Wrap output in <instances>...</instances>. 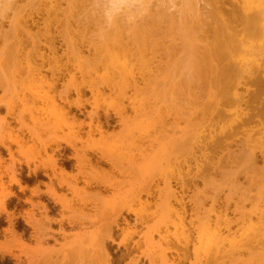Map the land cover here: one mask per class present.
Segmentation results:
<instances>
[{"label": "bare ground", "instance_id": "obj_1", "mask_svg": "<svg viewBox=\"0 0 264 264\" xmlns=\"http://www.w3.org/2000/svg\"><path fill=\"white\" fill-rule=\"evenodd\" d=\"M17 1L18 0H0V10H1V8H6V9H4L5 11L6 10H9L10 8H12V7H14L13 8V10H15L17 7L18 8H21V6L19 7V4L17 3ZM21 1V0H20ZM25 1V0H24ZM39 1H41V0H38V2L37 3H39ZM56 1V0H55ZM55 1H54V3H55ZM66 2H67V0H65ZM73 1V0H72ZM72 1H70L71 3H72ZM90 2H91V0H89ZM184 2V5H182L183 7L181 8V9H177V4L175 3V0H141V4H142V7H143V13L145 14H142V15H144L143 16V18H142V23H140L139 24V26H136V24L134 25V23H135V21H133V24H132V26H130L129 25V23H128V21L126 20V19H124V18H121V19H119V20H117V21H115L110 27H108V28H104V29H102V27H104L103 26V24H104V22H103V18H101V16L100 15H98V16H100L99 18H97V23L98 24H100L99 26H101V24H102V27L100 28V30L102 29V30H104V32L102 31H100V34H98L99 35V38L101 39H99V42L100 41H102V43H104V44H101V42H100V44H99V42H98V44L100 45H96L95 44V42H94V40L92 39H90V40H88V41H90V43H92L91 44V46L94 48V44L97 46H95V49L96 48H98V46H99V48L102 46L103 47V45H104V48H107V47H109L111 44V40H114V41H112V43H113V45H111L112 46V48H113V46H117L118 47V44L116 45V43H115V40H117L116 42H118L119 40L118 39H120V41H122V40H126L125 39V35H126V38L127 39H129L131 42H133V44H135V47L133 46V47H130V50H131V48H133V51L134 52H132V51H127V53L129 52L130 54L129 55H131V52L132 53H134V55L136 56L137 54L140 56V58L142 59V64H139L140 66L138 67L139 69L140 68H142V66H143V64H149V62L151 61V62H154L153 61V58H155V60L157 61L158 60V62H159V64H157L158 66H160V62H162V61H159L160 59H162L161 57L163 56H159L160 58L159 59H156V57L155 56H157V55H155V53L157 54V50H156V52H155V50L153 51V52H155L154 54H152V56L153 55H155L153 58H151V52H150V57L149 58H151L152 60H150L149 59V62H148V60H147V58L145 59V57L146 56H144V54L146 55V52L143 54V49L144 48H146V45L148 44V41L151 39V36L149 37L148 35H146L148 32L150 33V29L147 27H144L143 25H145L146 23H145V18H147V17H149L148 16V14H151V11H155L156 12V18H155V16L154 15H152V16H154V18L157 20V19H161L162 20V17L164 18V16H165V18H167L165 21H166V23H167V25H170L169 26V29L168 30H170V28L171 29H176V32H177V30H178V32L180 33V37H181V39L182 38H184L185 36H186V38H188L189 40L191 39V38H193L195 41H197V42H200V43H204L203 44V46L204 47H202V48H200V49H198L199 47H200V45H199V47L197 48V50H201V51H199L198 53H195L196 51H195V49H196V47L198 46V44H195L194 43V41H193V39H192V41L190 40V42L188 43L189 45H186L185 44V41H183V43H182V41H181V43H182V45L181 46H183V47H181L179 44H178V42H177V44L179 45V47H180V49L182 48L183 49V63L182 64H180V65H178V66H180L179 68H178V66H176V64H175V69H179L178 71V73H177V71H176V74L175 75H181V73L183 72V71H185V69H186V71L187 70H189L188 72H186L185 71V73H183V74H185V75H181V77L183 76V78H184V76H186V74L188 73V75H187V77L188 78H190L189 77V72H190V74H195L194 76L196 77V73L198 74V77H202L203 79H205L206 77L207 78H209V84H207L206 86H205V88H207L206 89V91H205V88H201L200 87V91H201V93L203 92V94H204V91H205V93H207L208 94V97H209V99L211 100V113L209 114V107H208V102L206 103V107H208V110L207 109H205V107H204V109H203V112L204 113H206L205 111L207 110L208 112L206 113V114H208V115H206V114H204L203 112V114L204 115H206V118H205V120H204V116H203V114L200 112V111H198V112H200L199 113V115L200 116H198V120H199V117H201L202 116V118L200 119L201 121H202V124H203V122L205 121V123H206V125L207 124H209V123H213V125H215L216 123H218V121H221L223 118H225V113H230V110H228L227 108L228 107H232L234 110H233V113H234V119L232 120V122L230 123V124H228L227 126H220V125H218V127H221V131H220V133H219V135L216 137V138H214V136H215V133H213V136H211V139H208L207 140V138L206 139H204V140H206V141H208L207 143H205L204 145H203V140H199V139H201L200 138V135H198L197 133L195 134V133H193V134H186L185 132L183 133L184 135H182V136H180L179 138H173V136H172V133H174V132H172L174 129H175V126H177L178 125V120H177V118L179 117V116H176V115H174L173 116V113L175 112H177V110L181 113V115H182V113L184 112V110H183V112H181V110H182V108L183 107H185V106H182L181 108H179V109H175L174 110V112L173 113H171V111L173 110L172 108H170L173 104L171 103V106L169 105V101H170V99H171V97H170V93H172V94H174V90L175 89H173V90H171V88H169V89H167V87H168V84L170 85V83L172 82V80L176 77H174V78H172L171 77V75L172 74H174L175 72V69L173 70V69H169L168 67H170V65H172L171 63L174 61V59L176 58V56H178V54L180 53V51L178 50V54H176V56H174L175 54V52L172 50V49H168V47L166 48V46L165 45H167V44H165V43H159V46L161 47L162 46V48L165 46V51H162V50H160V53L161 52H165V53H169V52H167V51H169V50H171V51H173V57H174V59H173V61L171 60V62L170 61H168L169 62V66H167L166 65V63H167V61H165V63L164 62H162V63H164L163 65L164 66H162L161 68H165V66H167L166 67V69H162V70H160L159 69V71H164L165 72V74H163L162 75V78L160 79L161 80V82L159 83L158 81H157V87L155 86L156 85V83H154V82H156V80L157 79H159L158 77H160L159 76V74H157L156 76L157 77H155V76H153V74L154 73H158L157 72V70H156V68H155V72L152 74V76L153 77H155V80L152 82V80L154 79L153 77H151L152 78V80H151V82H147V79H149L150 77H149V74H151V72L149 73V69H147L148 70V72H146V73H149L148 74V76H145V77H147V78H144L143 76L144 75H142V77H139L138 75H139V73L137 72V76L139 77V79H141V82H142V84H144V86H141L140 85V82L138 81V77L136 76V73H135V68L131 65L130 67L128 66V63L130 62H127V65H124V63H122L121 61H120V65H122L120 68L119 67H108V69H107V71L109 70V68L111 69V70H113L112 72L113 73H115V69H117V76L118 77H114L117 81H118V78H119V81L118 82H120V84L119 85H116V83H115V79L114 78H111V79H113V81L112 82H114L115 83V85H113V83L111 82V81H109V83L111 82L112 83V85L111 84H109L108 85V89L111 91V92H117L118 94H120L122 97L124 96V97H126L127 95V92H133V94H135L136 96H137V98H138V94L137 93H139L140 95H142V99H140V104L138 105L139 107H136L135 106V104H137L136 102H135V100L133 101H130V99H126L128 102H131V106H132V109L135 111V116H134V118H133V121L134 122H136V120H137V118H138V116H141L142 114V116L145 118V116H144V114H145V110L147 109H145V105L146 104H144V100H148V99H150V98H148L149 97V95L148 94H150V92L152 93H154L155 92V94L157 95V94H159V99H161L162 101H163V99L162 98H164V97H162V96H164V95H161V93L162 94H164L165 93V95L166 96H168L167 98H169L170 97V99H168L169 101V103H166V102H162L161 100V102H160V104H162L163 106H164V104H165V107H168V105L170 106V107H168V110L165 112V110H164V112H165V114H163L162 113V111L160 110V109H157L158 111H161V113L159 112H157V114H156V112H155V115H151V116H153V117H155L156 115V118L157 119H153L154 121H151V124L153 125L154 124V127L152 126V125H146L145 127L148 129V127L149 126H152V128L151 127H149L150 129H145V128H142V130H141V128L139 127L140 125L138 124V122H137V124L139 125L138 127L140 128V131H138L139 133L138 134H140V137H139V135H138V137L139 138H141L142 139V141H143V139L144 138H146V137H148V139H144V140H147L148 142H149V144L150 145H145V142H144V146L142 145V143L139 145V143L140 142H138V143H135V141H136V139H139L136 135H134L133 136V131H134V129L132 128V129H129V131L128 130H123L122 131V133H124L123 134V136H126V137H128V134H129V136L131 137V139L130 140H132V142H133V144H132V146L134 145L135 146V144H137V145H139V147L138 146H136V148L135 147H133V148H135L136 150H137V153H134V152H132V151H126V152H124L126 155H124L122 152L123 151H121L120 153H118V155L120 154V156H121V153H122V157L119 159V157L120 156H118V158L116 157V151H115V149H114V151H115V157L112 155V150H111V152L110 151H108V150H103V149H101V147L98 145V144H96L95 142L96 141H98L99 139V141H102V139H109V137H110V140H111V137L112 136H116V135H110L109 136V134L107 133L108 131H110V130H108V128L109 127H112L113 126V124H111V122H112V119H114V117L115 118H118V124H122L123 126H126L127 125V123L129 122V123H132V118H130L129 116L127 117L126 116V113H127V105H125L124 103H121V104H124V105H122L121 106V104H120V106L121 107H119V103H118V101H117V104L116 105H118V107H117V109H115L114 110V113H109V112H105V114H106V120H105V122L104 123H102L101 121H100V115H99V113H98V106L97 107H95L94 105L96 104L97 105V103L99 102V99L97 100L98 102H96L94 105H93V108L95 109V111H93V112H91L90 113V117H91V123L88 125V128H87V130L85 131V128L83 127V124L82 123H79V122H77V119H76V116H73V109H74V107H78L79 109H83L84 107H85V105L89 102V101H85V100H83V97H84V95H85V91L88 89L89 91H91V93L93 94V95H99V94H101V93H103V88H102V86H103V84H105L106 83V79H107V82H108V74H107V77L106 78H104V81L102 82V80H101V82H100V80L98 81V82H96V80L95 79H93V80H95L94 82L92 81V85L91 86H88V85H90V84H88L87 86H86V84H85V82H84V80H83V78H82V80L80 81L81 82V84H77V82H76V79H75V75L76 74H72V75H70L69 76V79L67 80L68 82L66 83V84H64V86H63V88H62V90H61V92H58V95H56L57 97H56V99H58V101L59 102H57L55 99H54V97H53V93H54V90H56V88H57V85H58V83H59V80L60 79H64L65 78V73H67V74H69L70 73V71H79L80 73L81 72H83L84 70H83V68H82V66H81V62H80V59H83V57L85 56H83L81 53V51L79 50V48H77V47H79L78 45L76 46V42L75 41H77L76 39H75V33L77 32V30L75 29L74 30V28L73 27H71V25L68 23V26L67 27H64L66 30L63 32V33H59V34H61L62 35V38H60L61 39V41L62 42H64V44H65V46H66V50H65V55H66V57L68 58V62H67V64H59L58 65V63L56 62V58L57 59H59V57L56 55V53H57V51L55 50V46H52V45H50V46H48L47 48V50L49 51V54H44V53H41V54H38V57H39V59H42L43 60V63H48L47 64V68H48V70L50 71V73H51V81L49 82H47L46 81V76H42L41 75V77H40V79H42V81H40V82H42V83H37L36 81V77L35 76H37V74L35 75L34 73H39V75H40V71H41V69L42 68H38V67H36V65H35V67L36 68H38L37 69V71L35 72L34 70H36V69H34L35 67L34 66H32L29 70H30V72H28L27 74H25L27 71L25 70V68H23L24 66H26V65H24L23 67H22V65H21V70L19 71L18 69H14L13 67H15L14 65L15 64H17V61H20L21 60V56L19 57V59L17 60V57L18 56H16V54H14L13 55V53L14 52H17V55L19 54L20 55V50L18 49V47H16L17 45H18V43L20 42H15V39L14 38H12L13 37V33H14V37L16 38H19V36L18 35H16L15 36V34H16V32L19 30H21V28H22V30H23V32L25 33V32H30L29 30H28V25H26V26H24V27H22V23L20 22V18H19V16H18V12H16L15 14H16V17L17 18H19V19H17V18H15L14 17V20H13V16H12V19L11 18H9L10 19V21L12 20V23H11V26L10 25H8V26H10L12 29H13V31H15V32H13V31H11L12 29L10 28V31L12 32H10V31H7V30H5L6 32H9V33H5V32H3L4 33V36L3 37H1V38H3L4 39V37L5 36H9V34L12 36H10V37H8V39L9 38H12V41L10 40V42L8 43V44H10V43H12L13 42V40H14V43H12L14 46V50L12 49V46L11 45H9L8 47H10L11 46V50H13L12 52H10V51H8L9 52V55H12L11 57L9 56V55H7V50H8V47H7V45H5L6 46V48H5V52H3V53H6L5 55H3V57L5 56V58H6V56H7V58H6V60L8 59V56L10 57L9 58V61L7 60H5L4 58L2 59V61H3V63L4 62H11L12 60H11V58L13 59L14 57H16L14 60L16 61L15 63L13 62H11L13 65L11 66V65H9V64H11V63H7V65L6 64H4V66H2V69L3 68H5V70H4V72L7 74V76H11L12 75V73L15 71V72H17L16 74H14L13 73V75H17L16 76V78L17 79H19V82H18V80H16V79H13V80H16L17 82V84L19 83V85H20V82L22 83L23 81H26V77L27 76H34L35 77V80L36 81H34V77H30V78H32L33 80V82H36L37 84H39L40 85V87L42 86H46L47 87V90H45L44 91V95L43 94H41L40 93V91H38V88H36L35 89V87H37V86H35L33 89H30V91H31V93H32V98H30V99H33L34 98V101H38V100H41V101H46L48 104L47 105H49V107H47V105H45L46 106V108L44 107V108H41L40 107V109L44 112V113H47L48 114V117L47 118H49L50 116L51 117H54V118H52V119H56L55 120V122L53 123L54 125H51V127L54 129L53 130V132H51V133H53L54 134V131L56 132V130L57 131H59V130H63V128H64V126H66V127H69L71 130H70V133L68 134V135H66V136H61V137H59L63 132H65V131H63L59 136H56V134L53 136V135H51L52 137H53V139L51 138V139H49L51 136L49 135V133H50V131H49V129H51V128H49L48 126H47V128H49L48 129V135H49V138H48V136H47V138H48V140H50L49 142H47V141H43L42 140V138H40V136H41V134H38L37 133V129H36V132L34 133H32V132H30L29 131V134L31 135V136H33V134L36 136L37 134L38 135H40V136H38V138H37V140H39V142L41 143V146H42V150H43V152L44 153H46V154H48V152H47V149L49 148V147H51L53 144L54 145H56L55 147L58 149V153L57 154H60L61 156H63L64 154H65V152L68 150V149H71V150H73V152H74V154H73V159H75L77 162V168L78 169H76L77 171H79V167L81 166H83L82 167V169L86 166V165H90L91 166V168H90V166L88 167V168H90V172L92 173H90V172H88V171H86L85 170V172L84 171H82L81 169V171H82V173H85L86 174V172H88L89 174H91L92 176H90L91 177V180H89L90 179V177H88L89 179H87V180H85L84 182L86 183V184H84V185H86V186H91V188L92 187H97L98 188V190H96L97 192L95 193V194H88L86 191H87V189L85 190V187H83L82 189H79L77 186V181H79V178L77 179L76 177H75V175H71V174H68L66 171V168L64 169V170H61V172H60V174L62 175V176H68L69 177V175H71L70 177L72 178H74L73 180L75 181L74 183L73 182H71L70 180L68 181L66 178H62L61 179V181L58 179V185H60L61 187H63V185H65V186H67L66 188L67 189H70L71 190V193H73V195H74V197L73 198H75V200H77V201H80V202H82L83 204L84 203H86V202H89V201H91V202H89V203H91L92 205H94L93 203L96 201L97 202V204H99L98 203V201L100 202V203H102V204H105V205H107V206H109L110 208H107L106 210H111L112 211V213H111V216H110V218H108V217H106L102 222H101V225H99V228H97V230H95V231H92L91 233H90V236H89V238H88V240H87V238H86V241H80V244H78L77 245V247L75 248L76 249V251H75V253H74V255L75 254H81L80 256H83L82 254H84V252H87L86 250H85V247L87 246V248L86 249H88V252H90L91 250H89V249H91V248H93L94 250H95V252L94 251H92V252H94V254L95 253H97V254H95L96 255V260L95 259H90V256L88 255L87 257H89V261L87 260V257H86V260H85V262H84V264L86 263V261H87V263L86 264H92V262H94V261H97V262H95V263H98V264H111L110 263V255H109V250H108V246H107V244H108V242H113L114 243V237H113V233H114V231L117 229V228H119V229H121L120 227H119V219L123 216V210H125L126 212H127V214H133L134 215V217L135 216H137L138 218H140L139 217V213H140V211H139V209H140V207L137 209H135L133 206H132V204L130 203V201L129 200H123V202H121L120 204L116 201V200H108L107 198H103L102 197V190H107V189H111V188H113L114 190H115V188L117 189L118 187H120V185H121V182L120 181H113L114 179H113V177H112V179L113 180H104V179H102V178H99L98 177V175L96 174L97 172H99V170H98V168L103 164V163H108L109 165L111 164V166H113L114 167V169H117L121 174H124V175H129V176H132L133 177V179L132 178H130V179H132V180H136L137 179V177H136V175L138 174V173H142V178L140 179V181L139 180H137V183H139V185H138V187L140 186V190H139V188H138V190H139V193L135 196V200H138L139 202H140V205H141V209H142V213H140V214H143V215H145V216H147V213H146V209H145V205L144 204H146V203H149V200L148 199H146L145 200V202H143L142 200H141V194H145V195H147L148 197H151L152 196V193H151V186H152V184L154 183V179H155V173L157 174H159V173H161L162 172V170H159L158 169V171H157V169H155L154 170V167L155 166H160L161 167V165H162V163H163V161L164 160H166V161H164V163H165V165H170V166H174V163H173V161L171 162L172 163V165L168 162L169 160V158L171 157L172 158V160L174 159V156L175 155H177V153H178V157H179V153L181 154V159L183 160V162L184 163H186V165H187V167L189 168L188 169V172L186 173V174H184L183 176L181 175V173L179 174V177L178 178H176V182H178V183H180V188L183 190V191H186V190H189V188H190V186H192L193 185V188H194V185H195V174H197V172L198 173H203V169H202V167L204 166L203 164H202V161L203 160H201V163H199V161H197L196 160V168H197V172L196 173H194L193 174V172L191 173V175L193 174V176H191L190 175V168H191V165L189 164V162H190V158L191 159H193V160H195L196 159V157H194L196 154H195V149L197 148H199L201 145H203V147L205 148L204 150H207V154L205 153L204 154V151H203V156L201 155V157H202V159H204L206 162H207V168H211V169H215V165H214V162L213 161H211V159H210V156H211V154L210 153H212V154H214V153H217V152H219V151H221L222 149H224L223 151H221V153L223 154V152H225L226 151V149L228 150L227 151V156H229V153L231 152H229V147L231 146V143H232V140L231 141H229L230 139H232L233 138V136L236 134V133H238V131H241V130H245V128H246V126H250V124H252L253 122H255V120L256 121H258L259 123H263V121H264V0H232V4H231V6H232V8H231V10H229L228 12H224V11H222V13H219V11L217 10V9H215V12L213 11L214 10V8H213V10H210V11H208V9H207V11H206V13H202L201 11H203V8L205 9V7H203L204 6V4H203V6H202V2L203 3H205V5H206V7L208 6V4L210 3L209 2V0L207 1V0H183ZM215 1V0H214ZM26 2V1H25ZM46 2V1H45ZM68 2H69V0H68ZM67 2V5H69V3ZM176 2H177V0H176ZM179 2V1H178ZM181 2V1H180ZM221 2H223V0L221 1ZM22 3H23V1H22ZM42 3V2H41ZM56 3H57V1H56ZM55 3V4H56ZM78 3H80V1L78 2ZM95 5H96V0H95ZM212 3V2H211ZM210 3V4H211ZM17 4V5H16ZM49 4V3H48ZM75 4H77V3H75V0L73 1V5H75ZM83 4V3H82ZM89 4V3H88ZM209 4V5H210ZM29 5V4H28ZM40 5V4H39ZM38 5V6H39ZM51 5H52V3H51ZM218 4L216 3V6H217ZM17 6V7H16ZM25 6V5H24ZM31 6H33V5H31ZM31 6H29V9H33ZM45 6V5H44ZM53 6V5H52ZM179 6H180V3H179ZM211 6V5H210ZM215 6V5H214ZM224 6H226L225 4L223 5V7ZM16 7V8H15ZM26 7V6H25ZM25 7H24V9H25ZM31 7V8H30ZM36 7V5L34 6V8ZM56 7V6H55ZM59 7L60 6H57V8H58V11L60 12V10H59ZM62 7V6H61ZM60 7V8H61ZM75 7V6H74ZM89 7H91V6H89ZM209 7V6H208ZM9 8V9H8ZM16 9V11L17 10H19V9ZM28 8V7H27ZM38 8V10H39V8H41V7H37ZM44 8V7H43ZM54 8V7H53ZM68 8V7H67ZM67 8H63V10H67ZM70 8H72V6L70 7ZM93 8V7H92ZM179 8V7H178ZM212 8V7H211ZM226 8V7H225ZM230 8V7H229ZM21 9H23V7L21 8ZM20 9V10H21ZM56 9V8H55ZM55 9H52V10H55ZM77 10H78V8H76ZM85 8H83V10H84ZM175 9H176V11H175ZM226 9H228V8H226ZM12 9H10V11H8V14H9V12H12L11 11ZM26 10V9H25ZM35 10H37V9H34V11ZM81 10V9H80ZM79 10V11H80ZM89 10H90V8H89ZM171 10H172V12H171ZM206 10V9H205ZM204 10V11H205ZM40 11V10H39ZM45 11V10H44ZM47 11V10H46ZM45 11V12H46ZM49 11V10H48ZM75 11V10H74ZM93 11L95 12V14L97 13H99L98 12V10H97V12H96V9H93ZM15 12V11H14ZM26 13L27 14V12H23V11H19V14H21V13ZM36 12V11H35ZM41 12V11H40ZM44 12V13H45ZM67 12H68V10H67ZM71 12H72V10H71ZM90 12H91V10H90ZM155 12H152V13H155ZM1 13H3V14H1V16H3L5 13H7V11L4 13V11L3 12H1ZM30 13V12H29ZM29 13H28V15H29ZM38 13V12H37ZM55 14H56V10H55V12H54ZM74 13V12H73ZM85 13V12H84ZM219 13V14H218ZM47 14H49V12L47 13ZM46 14V16H48ZM54 14V15H55ZM76 14V13H75ZM82 14H83V11H82ZM87 14H90L89 12L87 13ZM96 14V15H97ZM7 15V14H6ZM12 15H14L13 13H12ZM23 15V14H22ZM28 15H27V18H30L31 16H32V14L30 13V16L28 17ZM36 15V14H35ZM53 15V14H52ZM70 16H71V13L69 14ZM141 15V16H142ZM162 16L161 18H160V16ZM8 16V15H7ZM24 16H26V15H24ZM45 16V17H46ZM76 16L77 17H75L76 19L78 18H80L81 16H80V14L78 15V14H76ZM80 16V17H79ZM84 16V15H83ZM86 16V15H85ZM89 16V15H88ZM140 16V17H141ZM147 16V17H146ZM151 16V15H150ZM151 16V18H153ZM22 17V16H21ZM48 17H50L51 18V16H48ZM48 17H46V20L48 21ZM53 17V16H52ZM64 17V16H63ZM89 17H92V16H89ZM140 17H139V19H140ZM1 19H2V17H0ZM22 18H23V20H22ZM21 18V20L22 21H24V18H26V17H22ZM50 18H49V20H50ZM54 18V17H53ZM57 19H56V21H55V19H54V21H55V24L54 25H56L57 26V24H56V22H57V20H58V24H59V22L60 21H62L61 19H60V21H59V19L58 18H60V14H59V17H56ZM82 18V17H81ZM80 18V19H81ZM85 18V17H84ZM84 18H83V20H84ZM94 18V17H93ZM93 18H91V20L93 19ZM96 18V17H95ZM4 19V18H3ZM32 19V18H31ZM35 19V18H34ZM43 19H44V16H43ZM42 19V20H43ZM86 19V18H85ZM88 19V18H87ZM86 19V20H87ZM99 19V20H98ZM102 19V20H101ZM5 20V19H4ZM6 20H8V17H7V19ZM5 20V21H6ZM73 20V19H72ZM93 20H95V19H93ZM138 20V19H137ZM141 20V19H140ZM154 20V19H153ZM160 20V21H161ZM27 21V20H26ZM33 21V20H32ZM76 21V20H75ZM78 22H79V20H77ZM77 21L75 22V23H77ZM80 21H82V20H80ZM159 21V20H158ZM157 21V23L156 24H164L162 21L159 23ZM9 22V21H8ZM31 22V21H30ZM29 22V23H30ZM36 22V21H35ZM35 22H33L32 24H34ZM43 22H45V19H44V21ZM42 22V23H43ZM50 22V21H49ZM74 22V21H73ZM94 22V21H93ZM96 22V21H95ZM100 22V23H99ZM152 22V21H151ZM27 23V22H26ZM25 23V24H26ZM47 23V22H46ZM45 23V24H46ZM54 23V22H53ZM52 23V24H53ZM80 23V22H79ZM83 21L81 22V24L83 25ZM87 23V22H86ZM91 23V22H90ZM132 23V22H131ZM130 23V24H131ZM165 23V24H166ZM9 24H10V22H9ZM52 24H51V26H52ZM78 24V23H77ZM95 24V23H94ZM164 24V25H165ZM47 26H48V24H46ZM53 25V26H54ZM80 25V24H79ZM37 26V25H36ZM45 26V25H44ZM46 26V27H47ZM64 26V25H63ZM63 26H62V28H63ZM84 26V25H83ZM82 26V27H83ZM87 26H88V23H87ZM86 26V27H87ZM95 26V25H94ZM125 26H129L128 28H129V30H128V28L127 27H125ZM162 26V25H161ZM3 26H2V22L0 21V29L2 28ZM49 27V26H48ZM47 27V28H48ZM59 27V26H58ZM131 27V28H130ZM155 27H158L159 28V26H155ZM163 27H166V26H163ZM38 28H39V25H38ZM55 28H57V27H55ZM63 28V29H64ZM76 28L78 29V25L76 26ZM84 28V27H83ZM96 28V27H95ZM127 29V30H124V29ZM3 30H4V28H2ZM9 29V28H8ZM50 29V28H49ZM49 29H45V30H49ZM54 29V28H53ZM59 29V28H58ZM58 29H56L58 32H59V30ZM97 29V28H96ZM95 29V30H96ZM99 29V28H98ZM162 29V28H161ZM160 28L158 29V31L161 33V31L162 32H164V30H165V34H168V32L166 31V29H167V27H166V29L164 28V30L162 29L161 30ZM2 30V31H3ZM22 30H21V32H22ZM45 30H44V32H45ZM93 30V29H92ZM18 31V32H19ZM86 31V30H85ZM157 30H156V32H158ZM21 32H20V34H21ZM23 32H22V34H23ZM40 32V31H39ZM43 32V31H42ZM44 32H43V34H40L41 35V37H43L45 34H44ZM54 32V31H53ZM61 32H62V30H61ZM81 32H83V29H82V31ZM93 32V31H92ZM158 32V34H160ZM177 32V33H178ZM184 32H185V34H184ZM2 35H3V33L2 32H0ZM48 33V35H50V33H49V31L47 32ZM57 33V32H56ZM86 33V32H85ZM89 33V32H88ZM97 33V32H96ZM169 33H171V32H169ZM175 33V32H174ZM178 33V34H179ZM181 33H183L182 35H181ZM0 34V35H1ZM29 34H31L32 35V33H29ZM28 34V35H29ZM59 34H58V36H59ZM92 34V33H91ZM90 34V35H91ZM157 34V35H158ZM162 34V33H161ZM173 34V33H172ZM25 35H26V33H25ZM27 35V38L28 37H30V36H28ZM36 35V34H35ZM34 35V36H35ZM47 35V34H46ZM54 35V34H53ZM81 35V34H80ZM89 35V36H90ZM94 35V34H93ZM176 34H174V36H175ZM190 35H191V38H189L190 37ZM21 37H22V35H20ZM34 36L32 35L30 38L32 39V41H35V40H33L34 39ZM51 36V35H50ZM49 36V37H50ZM85 36V35H84ZM167 36V38L166 39H164V40H168V37H169V39L171 40L169 43L170 44H172V36H171V34L170 35H166ZM165 35H164V37H163V35H162V37L163 38H165L166 37ZM7 37L5 38V40L7 41ZM20 37V38H21ZM24 37V36H23ZM40 37V38H41ZM45 37V36H44ZM55 37V36H54ZM93 37V36H92ZM95 37H96V35H95ZM98 37V36H97ZM159 37V36H158ZM162 37H159V38H161V39H159L160 40V42H163V41H161L162 40ZM179 37V36H178ZM177 37V38H178ZM0 38V39H1ZM25 38H26V36H25ZM24 38V39H25ZM27 38H26V40H27ZM29 38V39H30ZM40 38H37V35H36V39H37V42H38V40L40 39ZM46 38V37H45ZM44 38V39H45ZM79 38V37H78ZM81 38V37H80ZM79 38V39H80ZM86 38V37H85ZM84 38V39H85ZM88 38V37H87ZM3 39L1 40V42L0 43H2L3 42ZM59 39V38H58ZM89 39V38H88ZM98 39V38H97ZM19 40V39H18ZM22 40V42H23V39H21ZM82 40H83V38H82ZM81 40V41H82ZM179 40V39H178ZM182 40H185V39H182ZM17 41V40H16ZM29 41V40H28ZM41 41V40H40ZM44 41V40H43ZM98 41V40H97ZM96 41V42H97ZM128 40H126V42H127ZM5 42V41H4ZM36 41H35V43H37ZM50 42V41H49ZM94 42V43H93ZM125 42V43H126ZM28 43V42H27ZM29 43H31V42H29ZM34 43V42H33ZM80 43V42H79ZM119 43V42H118ZM143 43V44H142ZM166 43H168V42H166ZM169 43H168V45H169ZM174 43V42H173ZM5 44V43H4ZM15 44H16V46H15ZM20 44V43H19ZM40 45V43L38 42L37 44H35V45ZM42 44V43H41ZM46 44V43H45ZM53 44H54V41H53ZM81 44H82V42H81ZM85 44V43H84ZM110 44V45H109ZM121 44V45H120ZM137 44H142V47L140 46V45H138L137 46ZM160 44H162V45H160ZM165 44V45H164ZM1 45V44H0ZM31 45V44H30ZM39 45H38V47H39ZM56 45V44H55ZM109 45V46H108ZM119 47H124V46H122L123 44H122V42H120L119 43ZM131 45H132V43H131ZM3 46V45H2ZM1 46V47H2ZM22 46V45H21ZM32 46V45H31ZM33 46H34V44H33ZM111 46H110V48H111ZM126 46H127V43H126ZM130 46V45H129ZM139 46L141 47V48H139ZM0 47V48H1ZM4 47V46H3ZM15 47H16V49H15ZM29 47V49H30V46H28ZM44 47V46H43ZM147 47H149V50H153V49H155L154 48V46L153 45H148ZM170 47H172V46H170ZM169 47V48H170ZM21 48V47H20ZM33 48V50H34V47H32ZM104 48H102V49H100V50H103ZM110 48H107V49H109V54H110V51H115L114 52V54L115 53H118V51H116L115 49H110ZM126 48V50H127V48L128 47H125ZM134 48H135V50H134ZM161 48V49H162ZM175 48H176V45H175ZM18 49V50H17ZM25 49H26V47H25ZM38 49V48H37ZM36 49V50H37ZM117 49V48H116ZM129 49V48H128ZM147 49V48H146ZM15 50H17V51H15ZM22 50V49H21ZM32 50V51H33ZM36 50H34L32 53H36ZM39 50V49H38ZM94 50V49H93ZM98 51V50H94V52H96L97 54L99 53L100 54V56H103L102 54L105 52V49L103 50V53H100L101 51ZM117 50H119V48L117 49ZM122 50H123V48H122ZM125 50V49H124ZM123 50V55L124 56H121L122 54L120 53V55L119 56H121V58H118V55H117V57H116V55H115V59H122V58H124V59H122V61L124 62V60L126 59V57H128L126 54H124L125 53V51ZM0 51H2V50H0ZM20 51V52H19ZM23 52L25 51V50H22ZM98 51V52H97ZM112 51V52H113ZM148 51V50H147ZM170 51V52H171ZM19 52V53H18ZM29 52V51H28ZM37 52H39V51H37ZM94 52H93V54H94ZM111 52V53H112ZM121 52V51H120ZM152 52V53H153ZM159 52V51H158ZM25 53V52H24ZM24 53L22 54V55H24ZM26 53H27V49H26ZM31 53V52H30ZM92 53V52H91ZM149 53V52H148ZM164 53V54H165ZM1 54V53H0ZM29 54V53H28ZM114 54H111V55H113L114 56ZM119 54V53H118ZM30 55V54H29ZM35 55H37V53L35 54ZM83 57H82V56ZM107 55V54H106ZM126 55V56H125ZM138 55L135 57L136 59L138 58ZM159 55V54H158ZM2 55H0V57H1ZM14 56V57H13ZM28 56V55H27ZM33 56V55H32ZM98 56V55H97ZM112 56V57H113ZM133 56V55H132ZM167 56V57H166ZM29 57V56H28ZM30 57H31V55H30ZM37 57V56H36ZM37 57V58H38ZM82 57V58H81ZM99 57V56H98ZM97 57V58H98ZM104 57V56H103ZM109 57V56H108ZM134 57V56H133ZM170 57H171V54H168V55H166L165 54V59H163V60H166L167 58L168 59H170ZM181 58H182V55L180 56ZM180 57H178V61L180 60L179 58ZM25 58H26V56L24 57V61H25ZM94 58H95V56H94ZM92 59V61L95 63V59ZM114 58H112L113 60H115ZM131 58V57H130ZM130 58L128 57V59L130 60ZM134 58V59H135ZM164 58V57H163ZM0 59V60H1ZM23 59V58H22ZM30 59V58H29ZM28 59V60H29ZM76 61V62H78V63H74V60ZM86 62H83V65L86 63L87 65H85L84 66V68L86 67V69L88 68V66H89V70L91 69V73H92V71H95V70H97V68L98 67H96L95 65L93 66H91L90 67V60L88 61V63H87V60L89 59V58H87V56H86ZM105 59H106V57H105ZM111 59V60H112ZM145 59V60H144ZM5 60V61H4ZM11 60V61H10ZM27 60V59H26ZM54 62V64L52 63V61ZM84 60V59H83ZM112 60V61H113ZM139 60V59H138ZM144 60V61H143ZM147 60V61H146ZM41 61V60H40ZM39 61V62H40ZM71 61H73V62H71ZM101 61V60H100ZM111 61V62H112ZM133 61V60H132ZM131 61V62H132ZM136 62H137V60H135ZM156 61H155V63H156ZM177 61V62H178ZM37 61H35V63H36ZM42 62V61H41ZM40 62V63H41ZM59 62V61H58ZM60 62H61V60H60ZM80 62V63H79ZM115 62V61H114ZM125 62H126V60H125ZM140 62V63H141ZM147 62V63H146ZM157 62V63H158ZM176 62V63H177ZM3 63H1V61H0V64H3ZM27 63H29V61L27 62ZM33 63H34V59H33ZM40 63H38V64H40ZM93 63V64H94ZM100 63V62H99ZM99 63H98V65H99ZM103 63V62H102ZM113 63V62H112ZM135 63V62H134ZM139 63V61L137 62V64ZM154 63V64H155ZM42 64V63H41ZM92 64V63H91ZM97 64V63H96ZM103 64H107V62L105 61ZM178 64V63H177ZM9 65V66H8ZM18 65H19V62H18ZM17 65V66H18ZM33 65V64H32ZM116 65V64H115ZM124 65V66H123ZM152 65V64H151ZM157 65H156V67H157ZM181 65H184V66H181ZM6 66H8V67H6ZM172 66H174V65H172ZM11 67V68H10ZM30 67V66H29ZM34 67V68H33ZM39 67H41V66H39ZM101 67V66H100ZM103 67V69H104V65L102 66ZM135 67H137L136 65H135ZM144 67V66H143ZM147 67H149L150 68V71H152V69H151V67H150V65H148ZM182 67H183V69H182ZM32 68L34 69L33 70V72L31 71L32 70ZM137 68V69H138ZM153 68V69H154ZM172 68V67H171ZM174 68V67H173ZM11 69H13L14 71H12V73L10 74L9 73V70L11 71ZM22 69H24L23 71L24 72H22ZM85 69V71L89 74L90 72H89V70L87 71ZM145 69H146V67H145ZM180 69H182V70H180ZM1 70V69H0ZM43 70H45V69H43ZM111 70L109 71V72H111ZM166 70V71H165ZM7 71H8V73H7ZM21 73H24L23 75H24V77L23 78H25L23 81H22V76L20 75V74H18L19 72ZM141 71L143 72V69H141ZM182 71V72H181ZM195 71V73H193ZM3 72V71H2ZM1 72V73H2ZM3 72V73H4ZM111 72V73H112ZM141 72V73H142ZM163 72V73H164ZM169 72H171V75L169 74ZM172 72H174V73H172ZM2 73V74H3ZM86 73V74H87ZM91 73H90V75H91ZM106 73V72H105ZM144 73V72H143ZM145 73V74H146ZM5 74V75H6ZM87 74V75H88ZM94 74V73H93ZM1 75V74H0ZM4 75V76H5ZM12 75V76H13ZM20 75V76H19ZM25 75H26V77H25ZM82 75V74H81ZM169 75H170V77H169ZM192 75H191V79L193 80H195V78L193 77L192 78ZM200 75V76H199ZM6 76V77H7ZM9 76V78H13V77H15V76H11L10 77ZM89 76V75H88ZM92 76V75H91ZM114 76H115V74H114ZM173 76V75H172ZM5 77V78H6ZM21 77V78H20ZM37 77H39V76H37ZM82 77V76H81ZM85 77V76H84ZM90 77V76H89ZM112 77H113V74H112ZM180 77V78H181ZM187 77H185V78H187ZM8 78V77H7ZM90 78H92V77H90ZM89 78V79H90ZM103 78V77H102ZM150 78V79H151ZM157 78V79H156ZM169 78H171V81H169L170 79ZM179 78V77H178ZM179 78V81L181 80V79H183V78H181L180 79ZM197 78V77H196ZM0 79H2V77L0 76ZM39 79V78H38ZM39 79V80H40ZM100 79H101V77H100ZM131 79V82L129 81ZM150 79L148 80V81H150ZM169 79V80H168ZM3 80V79H2ZM2 80H0L2 83L4 82V81H2ZM8 80H10V79H8ZM7 80V82L9 83L10 81L12 82V79L10 80V81H8ZM21 80V81H20ZM28 80V79H27ZM38 80V81H39ZM48 80V79H47ZM66 80V79H65ZM80 80V79H79ZM110 80V79H109ZM175 80V79H174ZM178 80V79H177ZM176 80V81H177ZM184 80V79H183ZM183 80H182V82H183ZM192 80H186L188 83H189V81H190V83H191V81ZM193 80V81H194ZM197 80H199V79H197ZM196 80V81H197ZM116 81V82H117ZM167 81H169L170 83H168L167 84ZM185 81V80H184ZM201 81H202V79H201ZM10 82V83H11ZM29 82V81H28ZM30 82H31V80H30ZM32 82V83H33ZM89 82V81H88ZM87 82V83H88ZM95 82H96V84L98 83V85L100 86V84H102V86L101 87H99V86H97L96 84H95ZM174 82V81H173ZM181 82V81H180ZM198 82H200V81H198ZM204 82V81H203ZM6 83V82H5ZM14 83V85L16 84L15 82H13ZM27 83V82H26ZM35 83V84H36ZM93 83L96 85H94L93 86ZM158 83H159V85H158ZM185 82H183V84H184ZM187 83V84H188ZM205 83V82H204ZM4 84V83H3ZM12 84V83H11ZM85 84V85H84ZM176 84L178 85V83L176 82ZM192 84V83H191ZM202 84V83H201ZM6 85V84H5ZM5 85H4V87H5ZM18 85V86H19ZM111 85V86H110ZM176 85V90L177 89H179V88H177L178 86ZM180 85V84H179ZM205 85V84H204ZM204 85H200V86H204ZM7 86V85H6ZM9 86V85H8ZM7 86V88H9L10 87V89H11V85L8 87ZM17 86V85H16ZM23 86H24V84H23ZM141 86V87H140ZM159 86V87H158ZM161 86H163V87H161ZM172 86V85H171ZM182 86V85H181ZM240 86H244V87H246V94L245 95H242L241 93L239 94V90H238V88L240 87ZM0 87L1 88H3V85L2 84H0ZM12 87H14V86H12ZM19 87H21V90H22V84L19 86ZM18 87V88H19ZM39 87V88H40ZM46 87H45V89H46ZM185 87V86H184ZM190 87H191V85H190ZM194 87V86H193ZM32 88V87H31ZM159 88H160V92H159ZM163 88V89H162ZM173 88H175L174 86H173ZM186 88V87H185ZM197 88V87H196ZM241 88V87H240ZM14 89L16 90V87H14ZM14 89H13V91H14ZM24 89V88H23ZM158 89V90H157ZM191 89H192V87H191ZM191 89L190 90H188V91H191ZM202 89H204L203 91H202ZM1 90H5L4 88L3 89H1ZM25 90H26V88H25ZM41 90V89H40ZM155 90H157V91H155ZM170 90V92H168ZM183 90V87L181 88V89H179V91L177 90V92L179 93L180 91H182ZM185 90V89H184ZM183 90V92L184 93H182L183 95L182 96H184V99H186L187 98V100H188V98H189V96L190 95H188V96H186L187 95V92H185ZM193 90H194V88H193ZM242 90V89H241ZM251 90H252V92H251ZM7 91H10L9 89L7 90ZM19 91V90H18ZM24 91V90H23ZM30 91H29V93H30ZM50 91H52V93L50 94L49 92ZM109 91V92H110ZM197 91H198V89H197ZM1 92V91H0ZM4 92V91H3ZM6 92V91H5ZM17 92V91H16ZM72 92H74L76 95H77V97H78V99L76 100V101H71V100H69V98H70V95H71V93ZM158 92V93H157ZM176 92V93H177ZM19 93H20V91H19ZM18 92H17V96H19L18 94H19ZM105 93V92H104ZM168 95H167V94ZM177 93V95L176 94H174L175 95V97H173V99H175L176 98V96L180 99V98H183L181 95H180V97H179V94ZM188 93H190V92H188ZM193 93V92H192ZM195 93H197V94H199L200 92H195ZM4 94V93H3ZM21 94H22V91H21ZM114 94V93H113ZM130 94V93H129ZM128 94V95H129ZM155 94H153V95H155ZM184 94H186V95H184ZM203 94H202V96H203ZM23 95V94H22ZM27 95V94H26ZM30 95V94H29ZM28 95V96H29ZM50 95H52V96H50ZM55 95V94H54ZM115 95H117V94H115ZM120 95L118 96V97H120ZM148 95V96H147ZM151 95V94H150ZM153 95H152V98H153ZM206 95V94H205ZM204 95V96H205ZM6 96V95H5ZM100 96H103V94H101ZM133 96V95H132ZM136 96L134 97V98H136ZM143 96L145 97V99H143ZM160 96L162 97V98H160ZM171 96H173V95H171ZM193 96H194V94H193ZM193 96H190V98H191V100L193 99L192 97ZM21 97H23V98H25V96H20V98ZM27 97V96H26ZM99 97V96H98ZM103 97H105V96H103ZM117 97V98H118ZM122 97H120L119 99H121V101L122 100H124V99H122ZM128 97V96H127ZM195 97H198V96H196L195 95ZM248 97V98H247ZM2 97H0V99H1ZM4 98V97H3ZM19 98V97H18ZM23 98H22V101H23ZM27 98H29V97H27ZM26 98V99H27ZM46 100H45V99ZM129 98V97H128ZM131 98V97H130ZM133 98V97H132ZM133 98V99H134ZM156 98H158L157 96L156 97H154V99H156ZM177 98V99H178ZM190 98H189V100L188 101H191L190 100ZM96 99V98H95ZM158 99V100H159ZM184 99H180V101L182 102H184L185 100ZM195 99V98H194ZM197 99H199V97L197 98ZM4 100V99H3ZM20 100V99H19ZM29 100V99H28ZM153 100V99H152ZM165 100V99H164ZM167 100V99H166ZM165 100V101H166ZM200 100H201V98H200ZM200 100H193L194 101V103H195V101H200ZM21 101V102H22ZM24 101H25V99H24ZM32 101V100H31ZM30 101V106H32V108L30 107V110L31 111H33L32 109H33V105L34 104H32V102ZM33 101V102H34ZM96 101V100H95ZM149 101V100H148ZM174 101V100H173ZM172 101V102H173ZM192 101V102H193ZM4 102V101H3ZM2 102V100H0V104L1 103H3ZM19 102V101H18ZM119 102H120V100H119ZM152 102V101H151ZM176 102H178V100L176 101ZM187 102V101H186ZM185 102V103H186ZM197 102H196V104H197ZM259 103V106H260V104H261V106L260 107H258V108H254L255 107V104L256 103ZM13 103V102H12ZM40 103H42V102H40ZM135 103V104H134ZM164 103V104H163ZM174 103V102H173ZM184 103V104H185ZM257 103V104H258ZM14 104V105H13ZM12 105H13V107H15V102L13 103ZM17 104V103H16ZM19 104H20V102H19ZM25 104H27L26 105V107H28L29 105H28V103L27 102H25ZM32 104V105H31ZM98 104H100V103H98ZM150 104V103H149ZM153 104H154V102H153ZM155 104H156V102H155ZM183 104V103H182ZM183 104V105H184ZM190 104H192L191 102H190ZM210 104H209V106H210ZM222 104V105H221ZM3 106L5 105L6 106V110H7V114L6 115H8V116H11L12 117V115H13V110H15L14 108H12V107H10L9 105H7V104H2ZM11 105V106H12ZM38 105V104H37ZM42 105V104H41ZM129 105V106H130ZM151 105V104H150ZM157 105V104H156ZM155 105V107H157ZM167 105V106H166ZM178 105V104H177ZM130 106V107H131ZM147 106H148V102H147ZM153 106V105H152ZM152 106H149V107H151V108H149V109H153L152 108ZM190 106V105H189ZM243 106H245L244 108H243ZM25 107V108H26ZM154 107V106H153ZM155 107H154V109H155ZM176 107V106H175ZM192 107V106H191ZM194 107V106H193ZM201 107V106H200ZM227 107V108H226ZM257 107V106H256ZM37 108H39V106H37ZM115 108H116V106H115ZM142 108H143V110L145 111V112H142V111H139V110H142ZM163 108V107H162ZM170 108V109H169ZM185 108H187V106L185 107ZM184 108V109H185ZM243 108V109H242ZM13 109V110H12ZM39 109V110H40ZM131 109V110H132ZM148 109V110H149ZM166 109V108H165ZM231 109V108H230ZM18 110V109H17ZM16 110V111H17ZM27 110V109H26ZM34 110L35 111H38V109H35L34 108ZM147 110V111H148ZM243 110H245V111H243ZM247 110V111H246ZM257 110V111H256ZM28 111H29V108H28ZM30 111V112H31ZM151 112H148V114H150V113H152L153 111H155V110H150ZM39 112V111H38ZM138 112H140V114L138 113ZM142 112V113H141ZM198 112L196 111V115H198ZM32 113V112H31ZM41 113V112H40ZM178 113V112H177ZM180 113H178V114H180ZM186 112H184V114H185ZM189 113L190 112H188L187 111V114L186 115H189ZM17 114V113H16ZM33 114H35L34 112H33ZM32 114V115H33ZM72 114V116H73V118H71V119H69V116ZM104 114V115H105ZM146 114H147V112H146ZM145 114V115H146ZM20 115V114H19ZM22 115H25V114H21V116ZM31 115V116H32ZM38 115V114H37ZM50 115V116H49ZM185 115V116H186ZM233 115V114H232ZM14 116H16V115H14ZM13 116V117H14ZM18 116V115H17ZM21 116H19L18 117V122L19 123H21V125H22V123H24L23 122V119L25 118V117H21ZM43 116V115H42ZM47 116V115H46ZM46 116H44L45 118H46ZM147 117H149L148 115H146ZM173 116V117H172ZM176 116V117H175ZM184 115H182V116H180V117H185ZM191 116V115H190ZM33 117H35V115L33 116ZM36 117H38V116H36ZM56 117V118H55ZM71 117V116H70ZM97 118V120H98V122H97V124L95 125V126H93L94 125V123H92L93 122V118ZM146 117V118H147ZM169 117H172V118H174V120L177 122V125H176V122H174L173 124H168V125H170L171 127H170V129L169 130H171V132L172 133H169V130L167 129V127H169V126H167L166 127V125H165V121H166V119L167 118H169ZM187 117V116H186ZM196 117V116H195ZM212 117V118H211ZM227 117V116H226ZM39 118V117H38ZM43 118V117H42ZM152 117H150V120H152L151 119ZM189 118V117H188ZM187 118V119H188ZM193 118H194V114H193ZM193 118H192V121H193ZM211 118V119H210ZM52 119H51V121H52ZM184 119V118H183ZM186 119V118H185ZM36 120V119H35ZM45 120V119H44ZM53 120V121H54ZM141 120V119H140ZM146 120H149V118L148 119H146ZM149 120V121H150ZM174 120H170V121H174ZM179 120H180V118H179ZM194 120H197V119H195L194 118ZM199 120V123L201 124V121ZM7 121V119H6V117L5 118H3L2 119V121H0V123H3V122H6ZM15 121H16V117H15ZM37 121H39L40 122V124H42L43 125V119L41 120V121H43V122H41L40 120H38L37 119ZM50 120L47 122V119H46V123H48V124H50V122H51ZM116 121V120H115ZM169 120H168V122H170ZM182 121V120H181ZM184 121H186V120H184ZM231 121V120H230ZM167 122V121H166ZM180 122V121H179ZM221 122H223V120L221 121ZM8 123V122H7ZM6 123V124H7ZM96 123V122H95ZM116 123V122H115ZM140 124H142L143 123V120H142V123L141 122H139ZM171 123V122H170ZM183 123V122H182ZM181 123V124H182ZM191 123V120H190V122L188 121V124L189 125H191L190 124ZM204 123V124H205ZM5 124V123H4ZM3 124V125H4ZM47 124V125H48ZM148 124V123H147ZM175 124V125H174ZM186 124V123H185ZM196 124H198V122L196 123ZM221 124V123H220ZM36 125V124H35ZM35 125H33V127L35 126ZM37 125H39V123L37 124ZM174 125V126H173ZM188 125V126H189ZM199 125V124H198ZM205 125V126H206ZM7 126L8 125H6V127H2L1 126V128H0V144H1V146H3L4 148H6L7 150H8V152H9V155H12L13 153H12V151H11V146L7 143L6 144V141H9L11 144H14V145H16L17 146V150L19 149L18 147H23V146H25V145H23V142H22V144H21V140H22V138H20V137H18V136H16V135H18V134H14L15 136L13 137V130L11 129L9 132H6L7 131ZM25 125L23 124L21 127H24ZM27 126V125H26ZM44 126H45V123H44ZM50 126V125H49ZM122 126V127H123ZM172 126L174 127L173 128V130L171 129L172 128ZM181 126V125H180ZM194 126V125H193ZM196 126V125H195ZM195 126H194V128H195ZM200 126V125H199ZM252 126V125H251ZM251 126H250V128H251ZM264 126V125H263ZM262 126V127H263ZM121 127V128H122ZM128 127V126H127ZM130 127H132V125L130 126ZM144 127V126H143ZM197 127V126H196ZM204 127V126H203ZM203 127H200V128H203ZM207 127V126H206ZM211 127V126H210ZM209 127V128H210ZM260 127V126H259ZM10 128V127H9ZM37 128H42L41 127V125H39V127H37ZM44 128V127H43ZM41 129L42 130V133H43V130L44 129ZM135 129H138L137 127H134ZM189 128H190V126H189ZM188 128V132H190L189 129ZM199 127H197V129H198ZM249 128V129H250ZM22 129V128H21ZM45 129H46V127H45ZM59 129V130H58ZM143 129H145V130H143ZM196 129V130H197ZM204 129H205V127H204ZM210 129H212V128H210ZM227 129H229V130H227ZM241 129V130H240ZM28 130H30V128H28ZM35 130V129H34ZM40 130V129H39ZM40 130V131H41ZM47 130V129H46ZM45 130V131H46ZM133 130V131H132ZM181 130H182V128H181ZM181 130L179 129V131H180V133L182 134V132L184 131V130H182V132H181ZM193 130V129H192ZM195 130V131H196ZM200 130V129H199ZM213 130V129H212ZM247 130V129H246ZM262 130V129H261ZM263 130H264V128H263ZM131 131H132V133H131ZM150 131V132H149ZM176 131H178L177 130V128H176V130H175V135H177V133L179 134V132H177L176 133ZM187 131V130H186ZM205 131V130H204ZM209 131V130H208ZM207 131V132H208ZM215 131V130H214ZM153 132V134H151ZM210 132V131H209ZM259 132V131H258ZM5 133H7V136L5 135ZM15 133V132H14ZM23 133V132H22ZM41 133V132H40ZM46 133H45V135H46ZM57 133V132H56ZM59 133V132H58ZM192 133V132H191ZM200 133H201V131H200ZM204 133V132H203ZM206 133V132H205ZM243 133V132H242ZM254 133V132H253ZM261 133V132H260ZM82 134H85V136L87 137V139L84 141V143H86L85 145H84V143H83V140L84 139H82ZM98 134V136H100V138L98 139V140H95V135H97ZM108 134V135H107ZM121 134V133H120ZM137 134V133H136ZM218 134V133H217ZM245 134V133H244ZM259 134V133H258ZM44 135V136H45ZM212 135V134H211ZM240 135V134H239ZM239 135L237 136V137H239ZM249 135V134H248ZM247 135V133H246V135H244V136H248ZM5 136H6V138H5ZM121 136H122V134H121ZM121 136H119V137H121ZM153 137L152 139H149V137ZM178 136V135H177ZM208 136H209V134H208ZM42 137H43V135H42ZM119 137H118V135H117V137L116 138H118L119 139ZM126 137H122V139L124 138H126ZM130 137H128V138H126V143L128 142H130L128 139L130 138ZM137 137V138H136ZM144 137V138H143ZM232 137V138H231ZM235 137V136H234ZM33 138V137H32ZM36 138V137H35ZM116 138H115V143H116V145H115V147L117 146V150H118V146H120L122 143V141H119V140H122L121 138L117 141L116 140ZM204 138H205V136H204ZM210 138V137H209ZM246 138V137H245ZM248 138V137H247ZM251 138H252V136H251ZM7 139H9V140H7ZM97 139V138H96ZM112 139H114V138H112ZM203 139V138H202ZM235 139V138H234ZM24 140V139H23ZM36 140V141H37ZM81 140H82V142H81ZM109 140V141H110ZM128 140V141H127ZM150 140V141H149ZM244 140V139H243ZM248 140V139H247ZM77 141H79V142H81V143H83L82 145H83V147L81 148V150H78L77 149V147H76V142ZM92 141V142H91ZM117 141V142H116ZM251 141H254V140H252L251 139ZM250 141V142H251ZM260 141V140H259ZM38 142V143H39ZM118 142H120V144L118 145ZM123 142H124V140H123ZM137 142V141H136ZM152 142V143H151ZM233 142H234V140H233ZM80 143V144H81ZM105 143V142H104ZM114 143V142H113ZM126 143H124V146H126V150L129 148V147H131V146H129V145H131V144H129V145H126ZM127 143V144H128ZM240 143V142H239ZM241 143H242V141H241ZM245 143H246V145H249V144H247V141H245ZM249 143V142H248ZM252 143V142H251ZM25 144V143H24ZM62 144H64L65 146L63 147L62 146ZM147 144V143H146ZM235 144V143H234ZM260 144V143H259ZM259 144H257V145H259ZM23 145V146H22ZM81 145V146H82ZM106 145V144H105ZM123 145V144H122ZM120 146L119 147V149L122 147L123 148V146ZM240 145V144H239ZM256 145V146H257ZM102 146H104V145H102ZM109 146V145H108ZM111 146H114L113 144L111 145ZM127 146H129V147H127ZM245 146V145H244ZM251 146V145H250ZM249 146V147H250ZM249 147H245V150L243 151L242 149V151L245 153L244 154V156H245V158H244V156H243V159L241 160V161H245V162H247V163H249V164H247V165H249L248 166V168L249 167H251V166H253L254 167V165H255V163H256V157H255V150H258V149H255L254 150V148L252 149V148H249ZM253 147V146H252ZM259 147V146H258ZM261 147V146H260ZM34 148V147H33ZM33 148H32V150H33ZM121 148V149H122ZM148 148H150V149H148ZM240 148H241V145H240ZM240 148H239V150H240ZM257 148V147H256ZM124 149V148H123ZM237 149V148H236ZM261 149H263L264 150V148H260V151H262ZM149 150V151H148ZM181 150H183V151H185L186 152V156H183L182 155V153H185V152H180ZM22 151V150H21ZM30 151V150H29ZM125 151V150H124ZM178 151V152H177ZM201 152H202V150H200ZM35 152V151H34ZM33 151L32 152H30L31 154L32 153H34ZM90 152L92 153L91 155H89L90 154ZM229 152V153H228ZM238 152V151H237ZM30 153H27L26 155L28 156ZM38 154H40L41 153V151L40 152H37ZM52 153H54V151H52ZM64 153V154H63ZM220 153V154H221ZM226 153V152H225ZM233 155H235V152L233 151ZM238 153H240V156L242 155L241 153V151L240 152H238ZM238 153H236V154H238ZM17 154H19V153H17ZM24 154V153H23ZM30 154V155H31ZM221 154V155H222ZM260 154V153H259ZM36 155V154H35ZM262 155H263V152H262ZM13 156V155H12ZM32 156V155H31ZM197 156V155H196ZM223 156V155H222ZM240 156H237V157H240ZM14 157H15V155H14ZM13 157V158H14ZM54 157H55V155H52V156H48L47 157V159L44 161H42L41 162V165H42V167H48V168H51V170H53V171H55L56 170V167H57V165H58V162L56 161V160H54ZM177 157V156H176ZM188 157H190V158H188ZM216 157V156H215ZM232 157V156H231ZM234 157V156H233ZM263 157H264V155H263ZM12 158V159H13ZM31 158V157H30ZM30 158H28L27 160H26V163H27V166H29V164H30ZM171 158H170V160H171ZM214 158V157H213ZM219 158H221V156L219 157ZM225 158H227V157H225ZM229 158V157H228ZM227 158V159H228ZM0 159H2V157L0 158ZM11 159V160H12ZM116 159V160H115ZM140 159V161H138ZM216 159L218 160V158L216 157ZM215 159V160H216ZM241 159V158H240ZM37 160V157H33V162L34 161H36ZM39 160V159H38ZM176 160V158L174 159V161ZM178 160V159H177ZM199 160H200V157H199ZM216 160V161H217ZM236 160V159H235ZM263 160V159H262ZM0 161H3V160H0ZM14 161H16V160H14ZM179 161H181V160H179ZM189 161V162H188ZM220 161H221V159L219 160V163H220ZM227 161V160H226ZM231 161V160H230ZM166 162H167V164H166ZM175 162H177V161H175ZM182 162V161H181ZM182 162V163H183ZM225 162V161H224ZM234 162H236V161H234ZM40 163V162H39ZM39 163H37L38 164V166H39ZM239 163H243V162H239ZM19 164H20V161H19ZM36 163H34V166H37V164L35 165ZM215 164L217 165V162H215ZM224 164V163H223ZM222 164V165H223ZM227 164V163H226ZM233 165V163H230L229 165ZM238 164V163H237ZM168 165V167H170ZM185 165V164H184ZM184 165H182V166H184ZM234 165H235V163H234ZM13 166H14V164H13ZM176 166V165H175ZM180 166V165H179ZM178 166V167H179ZM236 167L234 168H232L233 170H234V172H232V171H230L229 170V172H228V170L226 171V172H228L229 174H226V172L224 173V176H225V178H226V176H227V178H226V183H227V181H229L228 183L229 184H231L229 187H232V184L233 185H237L235 182H233L235 179V177L233 176L234 174L233 173H235V169H236V172L238 173L239 171L238 170H240V171H242L241 169H239V165L237 166V165H235ZM241 166V168H243L244 166L246 167V165H243V167H242V165H240ZM60 167V166H59ZM102 167V166H101ZM167 166H166V168H168ZM177 167V168H178ZM232 167V166H231ZM264 167V166H263ZM12 168L13 167H11V170H12ZM29 168V167H28ZM204 168H205V166H204ZM228 168H230V166L228 167ZM238 168V169H237ZM247 168V167H246ZM247 168V169H248ZM255 168V167H254ZM86 169V168H85ZM92 169V170H91ZM101 169V168H100ZM111 169H112V167H111ZM169 169V168H168ZM179 169V168H178ZM185 169H186V167H185ZM184 169V170H185ZM213 169V171H215ZM224 169H226V168H223V169H221V171L222 170H224ZM103 170V169H102ZM175 170H176V168H175ZM180 170V169H179ZM183 170V171H184ZM220 170V169H219ZM244 170L246 171V169L244 168ZM243 170V171H244ZM248 170H250V169H248ZM247 170V171H248ZM258 170V169H257ZM263 170V169H262ZM104 171V170H103ZM117 171V172H118ZM155 171V172H154ZM169 171H170V169H169ZM172 171V170H171ZM221 171H220V173H221ZM247 171L245 172V173H247ZM251 171H253V175H255V170L253 169H251ZM12 175H11V177H10V183H13V184H16V185H18V186H20V188H21V181H20V179H18L19 177H17L18 175L16 174V173H18L17 171H16V169H13L12 170ZM35 172V171H34ZM102 172V171H101ZM105 172H107V170L106 171H104V174H107V173H105ZM164 172H167V171H163V173ZM182 172V171H181ZM210 172V171H209ZM45 173V172H44ZM56 173V172H55ZM80 173V172H79ZM79 173H77V174H79ZM87 173V174H88ZM110 174H112L111 172H109ZM135 173H137L136 175H135ZM163 173H161L162 175L160 176V177H162V176H165V173H164V175H163ZM168 174H171L170 172H167ZM166 173V174H167ZM222 173H223V171H222ZM237 173H235L236 174V176L238 175ZM242 173V172H241ZM244 173V172H243ZM248 173H250V172H248ZM99 174H100V172H99ZM103 174V173H102ZM114 175H115V173H113ZM112 174V175H113ZM134 174V175H133ZM176 174V173H175ZM233 174V175H232ZM251 175H252V172L250 173ZM250 174L248 175V177L250 176ZM263 174V173H262ZM262 174H260L259 173V175L261 176ZM80 176H81V173L79 174ZM101 175V174H100ZM113 175V176H114ZM203 175V174H202ZM230 177H229V176ZM244 175V177H245V174H243ZM252 175V176H253ZM256 175H258V174H256ZM77 176V175H76ZM85 176V175H84ZM88 176V175H87ZM104 177H106V176H108V174L105 176V175H103ZM123 176V175H122ZM129 176H128V179H129ZM140 176V177H141ZM158 176V175H157ZM168 176V175H167ZM165 176L164 177V181L165 182H163V179H162V182L163 183H165L166 185H165V187L167 186V191H171L172 190V179H171V177L170 176ZM186 176V177H185ZM187 176H188V178H187ZM210 176V177H209ZM208 176V178H209V182L212 180V178H211V176L212 175H209ZM214 176V175H213ZM212 176V177H213ZM221 176V175H220ZM224 176H222V177H224ZM246 176H247V174H246ZM264 176V175H263ZM82 177V176H81ZM86 177V176H85ZM111 178V176H108V177H106V178ZM136 177V179H134ZM217 177H219V176H217ZM259 177V176H258ZM50 178V177H49ZM70 178V179H71ZM121 178V177H120ZM124 178H126L125 176H124ZM123 178V179H124ZM208 178H206V179H208ZM210 178H211V180H210ZM214 179H215V177H213ZM230 179V178H232L233 180H232V182H230L231 181V179L230 180H227V179ZM245 178H247V177H245ZM249 178H251V180L252 181H254V180H256V179H252V177L250 176ZM249 178H248V180H249ZM254 178V177H253ZM260 178V177H259ZM261 178H263L262 176H261ZM261 178L259 179V182H261ZM0 179H1V177H0ZM117 179V178H116ZM127 179V180H128ZM202 179H204V178H202ZM214 179H213V181H214ZM223 179V178H222ZM49 180V179H48ZM51 180V179H50ZM82 180V179H81ZM118 180V179H117ZM157 180V179H156ZM201 180V179H200ZM225 180V179H224ZM53 181V180H52ZM133 181V182H134ZM139 181V182H138ZM202 181V180H201ZM207 181V182H208ZM251 181V182H252ZM264 181V180H263ZM262 181V182H263ZM54 182V181H53ZM115 182H117V183H115ZM127 182H129V181H127ZM136 182V181H135ZM204 182V181H203ZM206 183V181L204 182V184H210L211 186H210V188L212 187L213 188V186H212V184L211 183ZM212 182V181H211ZM237 182V181H236ZM250 182V180H249V182L248 183H251ZM256 182V181H255ZM51 183V184H50ZM49 183V189L47 188L48 186L46 185L45 187L48 189V191H46V192H48V195H50L49 197H52L54 200H56L55 202H57V203H60L61 205H62V209H64V211L66 210L67 212H68V210H69V212L68 213H73V212H70V210H72V207H71V200L72 199H68L67 198V195L66 194H59L57 191H56V188L54 187V185H52L53 183L52 182H50ZM222 183H223V181H222ZM235 183V184H234ZM127 184V183H126ZM135 184V183H134ZM134 184H132V186H135ZM225 184V183H224ZM228 184V185H229ZM197 185V184H196ZM195 185V186H196ZM213 185L214 186H217L218 187V185H216L215 183H213ZM221 185H223V184H220L219 186H221ZM250 185V184H249ZM251 185H253V182H252V184ZM250 185V186H251ZM263 185V184H262ZM8 186V185H7ZM80 186V185H79ZM129 186V185H128ZM206 186V185H205ZM256 186V185H255ZM258 186V185H257ZM23 187V186H22ZM59 187V186H58ZM164 187V189H166ZM207 187V186H206ZM208 187H209V185H208ZM207 187V188H208ZM223 186H221V187H219L220 189L222 188ZM226 187V186H225ZM234 187V186H233ZM233 187H232V189H233ZM236 187L237 186H235V192L234 193H237V190L238 189H236ZM249 187V186H248ZM247 187V188H248ZM0 188L2 189L1 191L2 192H0V214L2 213V212H5L6 210H7V202H6V200H11L14 196H15V194L12 192V190L11 191H8V190H6V186H5V184H4V182H2V181H0ZM40 188V187H39ZM121 188V187H120ZM120 188H118V189H120ZM133 188V187H132ZM135 188H136V186H135ZM212 188L211 189H209V190H211L212 191ZM219 188H213V191H212V193L214 192V191H216L217 189V192L219 191V193H220V190H219ZM228 188V187H227ZM255 188H257V187H255ZM254 188V189H255ZM263 188V187H262ZM38 189V188H37ZM65 189V188H64ZM109 189V190H110ZM122 189V188H121ZM231 189V188H230ZM233 189V190H234ZM134 190V189H133ZM133 190H132V192H133ZM162 190V189H161ZM205 190H207V189H205ZM205 190H202L203 192H201V196H199V195H195L194 197H193V199H190V200H192V202L194 203V208L192 209V207L190 208V209H192L191 211L189 210V207L187 206V204L188 203H185L184 202V196L182 197V195H179V192H176V191H172L171 193L169 192L166 196H168V195H170V196H168L169 198V200L170 199H174L175 201H176V203L178 204V206H179V209H180V212H179V209H177L178 207H175L174 205H172V203H171V205L169 204V201H168V203H167V205H168V207H166L165 209H164V211H165V218L166 219H168L169 221H171L172 222V224H173V226L176 228V229H178V227H179V225H180V229H182L181 231H182V234H183V239H181V241L183 240L184 242H182V243H184L183 245H181L180 244V242L181 241H179V244L182 246V249L184 250V252L185 253H187L188 251V248H189V244H190V237H191V230L192 229H195V230H198V232H197V234H198V241H199V244H200V242H202V240H203V242H204V240L206 241V243L204 244V245H206V247H205V249H207V250H209L210 251V253H212L211 254V258L212 259H214L215 260V262H216V259H217V256L218 255H220V256H222V258L227 254L228 255V253H227V251H229L230 253L232 252V256L235 254L234 252H236V254H237V251L239 252L240 250H241V252L244 250L243 248H248L249 249V247H251V249H252V246L253 245H251V244H255V242H257L259 245H261L262 247H263V250H264V237H263V239L261 238V240H263V241H258L257 239H258V237L260 236L259 234L257 235V232H255L256 233V235L255 234H253L252 235V233H250V231H252V227H254L256 224H255V222H256V220H255V222L253 223V220L251 219V217L250 216H252L251 214H250V212H249V217H250V220H248V217H247V224H248V227H247V229L246 230H249V233H248V235H250L248 238H244V237H242L241 236V234H239V236H238V233H237V230H238V228L236 229V230H234V231H232V228H233V226L234 225H236V227L238 226V227H241L242 225H243V223L245 222V218H246V213H245V211H243L244 210V207H243V209H241V206H239V205H244V204H240L239 202H237L238 201V199H241L242 200V202L241 203H243V202H250L249 200H251V197L250 196H248V195H251V194H249L248 192H246V190L245 191H241V193L242 192H245V193H248V195H246L245 193V195H243V193L241 194V195H238L237 196V201H236V199H235V201L233 200V198H234V196H235V194L233 195V194H231V190H230V193H229V195L227 194V193H224V195H226L227 194V196H225V197H223L224 198V206H223V210H220V204L222 203V201H221V196H220V194L219 193H213L212 195H210V193L208 194H204V191ZM259 190V189H258ZM37 191H39V190H37ZM36 190H35V192H37ZM65 191H67V190H65ZM111 191H112V189H111ZM117 191V190H116ZM116 191H114V192H116ZM135 191V190H134ZM136 191H137V189H136ZM164 191V190H163ZM166 191V192H167ZM198 191V190H197ZM222 191V190H221ZM248 191H249V189H248ZM34 192V191H33ZM45 192V191H44ZM68 192V191H67ZM125 192V191H124ZM155 192V191H154ZM156 192H158V191H156ZM161 192V191H160ZM165 192V191H164ZM164 192H162V194L164 193ZM199 192V191H198ZM259 192V191H258ZM262 192V191H261ZM264 192V191H263ZM43 193V192H42ZM90 193V192H89ZM119 193H121V192H119ZM134 193V192H133ZM132 193V194H133ZM187 193V192H186ZM35 194V193H34ZM107 194V193H106ZM130 194V193H129ZM157 195L159 194V193H156ZM253 194V193H252ZM237 195V194H236ZM242 195H243V197H242ZM254 195V194H253ZM89 196L91 197V198H89ZM115 196V195H114ZM121 196V195H120ZM162 196V195H161ZM161 196H158L159 198L161 197ZM163 196H164V194H163ZM162 196V197H163ZM180 196V197H179ZM239 196H241V197H239ZM255 197H256V193H255V195H254ZM262 196V195H261ZM260 195L259 196H257L256 197V199H260L257 203H259L260 201H261V197ZM100 197H102V198H100ZM133 197V196H132ZM161 197V198H162ZM165 197V196H164ZM200 197H202V198H200ZM110 198V197H109ZM116 198V197H115ZM194 198H195V200H194ZM264 198V197H263ZM262 198V199H263ZM133 199V198H132ZM163 199V198H162ZM164 199H166V197L164 198ZM252 199H254L255 200V198L254 197H252ZM119 200V199H118ZM173 200V201H174ZM197 200V201H196ZM207 200H210L211 202H212V204H211V208L209 209V210H205L203 213H202V209H203V207H204V203H205V201H207ZM233 200V204L235 205V207H234V205L232 206L234 209H233V211H231L232 209L230 208V205H231V201ZM32 201H33V199H32ZM42 201V200H41ZM77 201H75V202H77ZM256 201V200H255ZM255 201H252V202H255ZM29 202H31V200H29ZM55 202H53V203H55ZM132 202V201H131ZM161 202V201H160ZM189 202H191V201H189ZM252 202H250V203H252ZM263 202H264V199H263ZM56 203V204H57ZM82 203H80L81 205H82ZM134 203V202H133ZM253 205H254V203H252ZM262 204V203H261ZM261 204L259 203V205L261 206ZM60 205V206H61ZM147 205H149V204H146V206ZM191 205V204H190ZM256 205H258V204H256ZM263 205H264V203H263ZM33 206V205H32ZM31 206V207H32ZM35 206H37V207H39V206H41L43 209L41 210V209H39V208H36L37 209V212H38V209L39 210H41L40 212H42V211H44L45 213H47V211H48V208H47V206H46V204H44L43 205V203H39V204H37V205H35ZM35 206L33 207V208H35ZM77 206V205H76ZM84 206V205H83ZM87 206H85V208H86ZM94 207V206H93ZM101 207V206H100ZM99 207V205L97 206V208H100ZM149 207V206H148ZM159 207H161L160 206V204H159ZM218 207H219V209H218ZM258 207V206H257ZM95 208V210H96V207H94ZM259 208V207H258ZM159 209V208H158ZM260 209V208H259ZM259 209H255V211H254V209L252 210V211H254V213H252V214H255V216H257V213H261V215H264V210H262V211H260ZM33 209H31V210H29L28 212H26V214L28 215V217L27 218H29L28 220H26L25 222H27L26 224H28L29 226H31L32 225V227H31V230L32 229H35L36 227H33L34 226V224L36 223L34 220V213H35V211L33 212L32 211ZM78 210V211H77ZM97 210H100V209H97ZM246 210V209H245ZM72 211H74V209L72 210ZM83 211V209L82 208H79V209H77L76 208V211H74V213L73 214H75V212H82ZM148 211V210H147ZM159 211H160V209H159ZM7 212V211H6ZM56 212V211H55ZM95 212V211H94ZM157 212V211H156ZM155 212V213H156ZM193 212H194V215H193V217H191V220L189 221L190 222V224H188L189 226H187L186 225V223H184L183 224V219H184V217L185 216H187L186 214H189V215H191V214H193ZM233 212H235L237 215H240V217L238 216H236V217H234V218H230L231 216H229V214L230 213H232V216L235 214H233ZM57 213V212H56ZM62 213H63V210H62ZM61 213V214H62ZM201 213L203 214V216H201ZM39 215H42L41 213H38ZM37 214V215H38ZM79 214V213H78ZM78 214H76V216L78 215ZM100 214V213H99ZM8 215V214H7ZM88 215V214H87ZM93 215V214H92ZM95 215H97V214H95ZM212 215L215 217L214 219H212ZM43 216L44 215H42V217L40 216V218L42 219L43 218ZM62 216V215H61ZM70 216H74V215H69L67 218L65 217V216H62V217H65L66 219H69L70 218ZM102 216V215H101ZM148 216H150V215H148ZM176 217V219H177V221H178V219H179V223H177L176 221H175V218L173 219V217ZM195 216V217H194ZM254 216V217H255ZM259 216V215H258ZM257 216V218L259 219V217ZM50 217V216H49ZM52 217V216H51ZM50 217V218H51ZM55 217V216H54ZM60 217V216H59ZM81 217H84L83 219L81 218ZM160 217V216H159ZM190 217V216H189ZM188 217V218H189ZM36 219V221H38V223L41 221H43V220H45V222L47 221L46 219H45V216H44V218L41 220V219ZM46 218H47V216H46ZM72 218V221H73V218L77 221L78 219L79 220H84L85 219V215H81L80 214V216H78V217H76L75 218V216L74 217H71ZM71 218H70V220H68L70 223L69 224H71L72 222H71ZM86 218H87V216H86ZM108 218V219H107ZM122 218H124V217H122ZM149 217H147V219H148ZM156 218V217H155ZM236 218V220H231V219H235ZM256 218V219H257ZM26 219V218H25ZM24 219V220H25ZM34 219V220H33ZM48 219V218H47ZM52 219V218H51ZM56 218H54L53 220H55ZM64 219V218H63ZM62 219V220H63ZM152 219V218H151ZM49 220V219H48ZM78 220V221H79ZM87 220H88V218H87ZM89 220H90V218H89ZM96 220V219H95ZM100 220V219H99ZM99 220H98V222H99ZM101 220H102V218H101ZM124 220L126 221V218H124ZM137 220V219H136ZM136 220H135V223H137L136 222ZM167 220V221H168ZM187 220V219H186ZM193 220H196L197 222H198V226L196 227L195 226V224L193 223ZM262 220V219H261ZM264 220V219H263ZM263 220H262V222H263ZM56 221V223H57V221H61V220H55ZM86 221V220H85ZM164 221V220H163ZM40 222V223H41ZM45 222H43V226H46L45 224H47V225H49V222L51 223V222H54V221H52V220H49V222H47V223H45ZM84 222V221H83ZM88 222V221H87ZM90 222V221H89ZM96 222V221H95ZM170 222V223H171ZM185 222V221H184ZM189 222H187V223H189ZM242 222V223H241ZM249 222V223H248ZM260 222V221H259ZM262 222H260L259 224H262ZM38 223H37V225H38ZM55 223V222H54ZM62 223V222H61ZM79 223V222H78ZM138 223H140L139 221H138ZM166 223V222H165ZM169 223V222H168ZM168 223L167 224H165L166 225V227L168 226ZM169 223V224H170ZM241 223V224H240ZM40 224V225H41ZM67 224H68V222H67ZM75 225V223L73 222L72 223V225ZM87 224V223H86ZM89 225L91 224V223H88ZM95 224V223H94ZM93 224V225H94ZM115 224V225H114ZM142 224V223H141ZM172 224H170V226L172 225ZM197 224V223H196ZM245 224V223H244ZM257 224H258V222H257ZM36 224H35V226H37ZM60 225V224H59ZM79 225V224H78ZM85 225V224H84ZM89 225H88V227H87V229L89 228ZM92 225V224H91ZM145 225V224H144ZM240 225V226H239ZM39 226V225H38ZM70 226V225H69ZM95 226V225H94ZM100 226H101V228H100ZM157 226V225H156ZM162 226H164V225H162ZM172 226V227H173ZM262 226H263V224H262ZM41 227V226H40ZM136 227V226H135ZM161 227V226H160ZM160 227H157L156 229H153V231L152 232H155V233H157V234H159L160 235V231H161V229H160ZM244 227V226H243ZM47 228H48V226H47ZM47 228H43L42 227V229H47ZM64 228V227H63ZM77 228H79V227H77ZM80 228H83V225H81V227ZM85 228H86V226H85ZM124 228V227H123ZM41 229V230H42ZM60 229H62V228H60ZM89 229H91V228H89ZM127 229H129L128 227H127ZM132 229V231H133V229H136V228H131ZM40 230V229H39ZM48 230V229H47ZM51 229L49 228V230L48 231H50ZM56 230V229H55ZM65 230V229H64ZM70 230H71V228H70ZM77 230H79V229H77ZM82 232H83V230H85V229H80ZM130 230V229H129ZM194 230V231H195ZM240 230H242V228L240 229ZM240 230H238V232L240 231ZM259 232L258 233H261L263 230H264V227H262V229L261 228H259ZM10 231H12V230H10ZM13 231H14V229H13ZM13 231L11 232V233H13ZM33 232H32V234L35 232V231H37L36 233L37 234H41L40 232L38 233V228H36V230L34 231V230H32ZM51 231H54V230H51ZM60 231V230H59ZM63 231V230H62ZM87 231V230H86ZM85 231V232H86ZM135 231V230H134ZM177 231V230H176ZM45 232H47V231H44V232H42V234L43 233H45ZM64 232V231H63ZM66 232V231H65ZM130 232L131 231H129V233H128V235L130 234ZM152 232H150L149 234H147V236H146V239H145V244L147 245L146 247H147V250H148V252H147V256H146V258H148L149 260L148 261H150V263L149 264H155V258H157L155 255H153V253H155V254H157V255H159V259H160V261H161V264H183L182 262H183V260H187V254L185 255V257H182V256H178L177 258H178V261H176V260H173V261H176V262H171L169 259H168V255H167V252L169 251V250H171L170 249V246H169V248L168 247H166L165 246V244L163 243V241L164 242H166V244L168 243V241L169 240H167V235H163V236H161V238L157 241V242H155L154 241V239H153V233ZM241 232V231H240ZM54 233V232H53ZM132 233H134V232H132ZM136 233V232H135ZM225 233H227L225 236H224V234ZM229 233V234H228ZM242 233H243V231H242ZM17 234V233H16ZM49 234H52V233H49ZM62 234H64V233H62ZM81 234V233H80ZM83 234H85V233H83ZM166 234V233H165ZM193 234V233H192ZM262 234V233H261ZM44 235V234H43ZM42 235V236H43ZM45 235L47 236V234L45 233ZM78 235V234H77ZM170 235V234H169ZM176 239V242H177V240H179V234H177V233H174V234H172ZM243 235V234H242ZM245 235L247 236V234L245 233ZM32 236L34 237L35 236V234H33V235H31V237L30 238H32ZM36 236H38V235H36ZM36 236L34 237V239L36 238ZM63 236V235H62ZM70 236V235H69ZM74 236H76V234L74 235ZM79 236V235H78ZM82 236V235H81ZM159 236V237H160ZM172 236V237H173ZM262 236V235H261ZM45 237V236H44ZM43 237V238H44ZM48 237V236H47ZM66 236H64V239H67L68 240V237L67 238H65ZM88 237V236H87ZM169 237V236H168ZM227 237H229V239H226ZM16 238V237H15ZM38 238V237H37ZM69 238H71V236L69 237ZM124 238V240H125V242H126V237H123ZM181 238V237H180ZM73 239V238H72ZM82 239V238H81ZM169 239H170V237H169ZM259 239H260V237H259ZM18 240H21V239H18ZM38 240V239H37ZM37 240H34V241H37ZM79 240V239H78ZM123 240V241H124ZM22 241V240H21ZM42 241V240H41ZM40 241V239L37 241V243L38 244H41L42 242ZM196 241V240H195ZM226 241H228V249L227 250H225V248H227V246L226 247H221V245H223V244H221L222 242H226ZM15 242V241H14ZM55 243H56V241H54ZM76 242V241H75ZM162 242V243H161ZM197 242V241H196ZM13 242H11V244H12ZM19 243V242H18ZM68 243V242H67ZM138 243V242H137ZM136 243V244H137ZM178 243V242H177ZM192 243V242H191ZM256 243V244H257ZM15 244H17V243H15ZM50 244V243H49ZM48 244V245H49ZM59 244V243H58ZM69 244V243H68ZM121 244H123V243H121ZM133 244V243H132ZM135 244V243H134ZM133 244V245H134ZM164 244V246L166 247V248H164V247H162V245ZM195 244V243H194ZM193 244V245H194ZM203 244V243H202ZM2 245V244H1ZM6 245V244H5ZM21 245L22 246H25V244H24V242L23 243H21ZM34 245H37L36 244V242L34 243ZM44 245V244H43ZM45 245H47V244H45ZM70 245H72V244H70ZM92 245V246H91ZM132 245V246H133ZM168 245V244H167ZM196 245H197V243H196ZM251 245V246H250ZM258 245V246H259ZM21 246V247H22ZM59 246V245H58ZM131 246V247H132ZM203 246V245H202ZM249 246V247H248ZM255 246V245H254ZM253 246V247H254ZM257 246V245H256ZM257 246V247H258ZM13 248L15 247V245H13L12 246ZM19 247V246H18ZM60 247H62L61 245H60ZM204 247V246H203ZM256 247V248H257ZM10 249H11V245H10V247H9ZM37 248V247H36ZM64 248H65V246H64ZM160 248V251L158 250ZM192 248V247H191ZM195 248V247H194ZM255 248V250H257ZM260 248V247H259ZM2 249V248H1ZM63 249V247L61 248V250ZM174 250H175V248H173ZM179 249H180V247H179ZM3 250H6V248L5 249H3ZM21 250V249H20ZM20 250H19V253H21L20 252ZM37 250V249H36ZM63 250H65V249H63ZM68 250V249H67ZM173 250V251H174ZM252 250H254V249H252ZM260 249H258L257 251H259ZM12 250H9L8 248H7V250L6 251H3V252H5L6 253V255L8 254V255H11L12 257L15 255V254H17V255H15L16 257H14L15 258V260H16V258L17 259H19L20 258V255L18 254V253H12L11 252ZM22 251V250H21ZM59 251V250H58ZM144 251H145V249H144ZM159 251V252H158ZM176 252L175 253H177V251L178 250H175ZM262 251V250H261ZM0 252H1V250H0ZM25 252V251H24ZM30 252V250L28 251V253ZM36 252V251H35ZM38 253V255H36V257L38 258L40 255H42L43 257L42 258H45V260H49V259H51V257L49 258L48 256L49 255H51L50 254V252H48L47 253V249L46 248H43V247H41L38 251H37ZM55 252V251H54ZM63 252H66V253H68L67 251H63ZM62 252V253H63ZM170 252V251H169ZM182 252V251H181ZM194 252H195V254L197 253V252H200L199 250H197L196 251V249H194ZM193 252V253H194ZM245 252H246V250H245ZM256 252V251H255ZM264 251H262V253H263ZM27 253V252H26ZM31 253V252H30ZM39 253H40V255H39ZM56 253V252H55ZM136 253V252H135ZM140 253H142V252H140ZM171 253V252H170ZM184 253V254H185ZM207 253V252H206ZM248 255H249V253L248 252H246ZM33 254V253H32ZM49 254V255H48ZM54 254V253H53ZM57 254H58V252H57ZM69 254V253H68ZM72 254V255H71ZM71 254H69V256L68 257H70V255H71V258L73 257V252L71 253ZM87 254V253H86ZM179 254V252L177 253V255ZM198 254H200V253H198ZM209 254V253H208ZM239 254V253H238ZM253 254V253H252ZM22 255V254H21ZM23 255H24V253H23ZM30 255V254H29ZM145 255V254H144ZM189 255V254H188ZM201 255V254H200ZM200 255H198V257H196L195 256V258H198L197 260H195V261H199L200 259H199V257H201ZM204 255V254H203ZM210 255V254H209ZM226 255V256H227ZM251 255V254H250ZM259 255H261V254H259ZM258 255V256H259ZM264 255V254H263ZM263 255H261V257L263 256ZM34 256V255H33ZM33 256H32V259H33ZM52 256H54V255H52ZM65 256H67V255H65ZM79 256V257H80ZM84 256L82 257V260L81 259H79V260H81L80 262H82L83 261V258H84ZM140 256H142V255H140ZM206 256V255H205ZM229 256V255H228ZM227 256V258H231V257H228ZM258 256H257V258H258ZM27 257H29L28 255H27ZM26 257V258H27ZM35 257V256H34ZM35 257V258H36ZM49 259H48V258ZM76 257V256H75ZM79 257H76V258H79ZM144 257V256H143ZM203 257V256H202ZM208 256H206V258H207ZM234 258H235V256H233ZM237 258H239V257H241L240 255L239 256H236ZM246 257H248L247 255H246ZM252 257V256H251ZM255 256H253V258H254ZM260 257V256H259ZM261 257H260V259H261ZM264 257V256H263ZM24 258H25V256H24ZM25 258V259H26ZM47 258V259H46ZM54 258V257H53ZM58 258V257H57ZM56 258V256H55V258L53 259V261L55 262V264H57V263H61V259L60 258H62V256L59 258L60 259V262H58L59 261V259H57ZM145 258V259H146ZM206 258H203V259H205L206 260ZM226 258V257H225ZM224 258V259H225ZM257 258H255V260H257ZM30 259V258H29ZM31 259V260H32ZM63 259H64V257H63ZM62 259V260H63ZM72 259H74V261H76L75 260V258L73 257ZM259 259V258H258ZM21 260V259H20ZM20 260H16V262H18V261H20ZM22 260H23V258H22ZM28 260V259H27ZM26 260V261H27ZM35 260V259H34ZM39 261H40V259H38ZM44 260V261H45ZM58 260V261H57ZM65 260H69L70 261V264H73V260H71L70 258L68 259H65ZM65 260H64V263H65ZM205 260H204V262H205ZM222 260V259H221ZM232 260V259H231ZM239 260H240V258H239ZM246 260V261H245ZM244 261H245V263L247 262V260L248 259H245ZM262 260V259H261ZM53 261H51L52 263H53ZM57 261V262H56ZM69 261H66V262H69ZM72 261V262H71ZM78 261V260H77ZM133 261H134V259H133ZM139 261V260H138ZM156 261H158V259L156 260ZM202 261V260H201ZM200 261V262H201ZM225 261V260H224ZM229 261V260H228ZM236 261V260H235ZM235 261L233 262V263H235ZM250 261H251V259H250ZM253 261L254 260H252V264H253ZM258 261L259 260H257L256 262L258 263ZM263 261V260H262ZM22 262H24V264H25V261H22ZM29 262V261H28ZM28 262H27V264H28ZM40 262H43V261H40ZM46 262V261H45ZM45 262H43V263H45ZM137 262V261H136ZM143 262H144V260H143ZM171 262V263H170ZM203 262V263H204ZM214 262V264H217V262L215 263ZM232 263V261H229V263ZM15 263V262H14ZM49 263H50V261H49ZM64 263H62V264H64ZM75 263V262H74ZM78 263V262H77ZM135 263V262H134ZM157 263V262H156ZM190 263V262H189ZM194 263V262H193ZM198 262H195V264H197ZM202 263V262H201ZM226 263H228V262H226ZM226 263H224V264H226ZM228 263V264H229ZM240 263H242V261L240 262ZM250 263V262H249ZM254 263H255V261H254ZM257 263H255V264H257ZM33 264H36V263H34L33 262ZM67 264H69V263H67ZM76 264V263H75ZM83 264V263H82ZM138 264V263H137ZM144 264V263H143ZM219 264V263H218ZM221 264V263H220ZM223 264V263H222ZM238 264H239V262H238ZM244 264V263H243ZM247 264V263H246Z\"/></svg>", "mask_w": 264, "mask_h": 264}, {"label": "rangeland", "instance_id": "obj_2", "mask_svg": "<svg viewBox=\"0 0 264 264\" xmlns=\"http://www.w3.org/2000/svg\"><path fill=\"white\" fill-rule=\"evenodd\" d=\"M22 1H23V3H22ZM26 1V2H25ZM18 0L17 1V3L19 4V7L21 6V8L23 7V9H21V8H18L17 6V8L19 9V10H17L16 11V9L15 10H13V8L14 7H12V8H10V9H12L11 11L12 12H9V14H8V11H10V9L9 10H6L7 11V13H5L6 11L4 10V9H6V8H1V10H0V17H2V19L0 18V21L2 22V28H4V30L1 28L0 29V32H5V33H9V32H6L5 30H7V31H10V26H11V23H12V20L10 21V19L9 18H11L12 19V16H13V20H14V17L15 18H17L18 16H19V18H17V19H19L20 20V22L22 23V27H24V26H26V25H28V30L30 31V32H25L26 33V35H25V33L23 32V30H22V28H21V30H22V32H23V34H22V32H21V30L18 32H16V34H15V36L16 35H18L19 36V38H15L14 37V33H13V37L9 34V36L8 37H12V38H14L15 39V42L17 43V42H19L18 43V45L16 46V44H15V46L16 47H18V49L21 51H19L20 52V55L18 54L17 55V52H14L13 53V55L14 54H16V56H18L17 57V60L19 59V57L21 58V60L20 61H17V64H15L14 66L15 67H13L15 70L16 69H18L19 71L21 70L20 68H21V65H22V67L24 66V65H26V66H24L23 68H25V70L27 71L25 74H27L28 72H30V68L32 67V66H34L35 67V65H36V67H38V68H42L41 69V71H40V75H39V73H34L33 72V70L34 69H36V70H34L35 72L37 71V69L38 68H32V72L36 75L37 74V76H39V77H37V76H35L37 79V81L35 80V77L32 75H30V76H27L26 77V75H25V77H26V81H23L25 78H23L24 77V73H22V72H24L23 70L24 69H22V72L20 73L19 71V73L18 74H20L21 76H22V83L20 82V85L22 84V87L24 88H22V90H21V87H19L20 85H19V83L17 84L16 82V80H18V82H19V79H17L16 78V76L17 75H13V73L14 74H16L17 72H15L13 69H11V71L9 70V73L11 72L12 73V71H14L13 73H12V75L13 76H15V77H13L12 75V77L13 78H9V76H7V74L4 72V70H5V68H3L2 69V66H4V64H6L7 65V63L9 64V63H11L12 61L15 63L16 61V57H14L13 59L11 58V62H4L3 63V61H2V59L4 58L5 60H6V58H7V56H6V58H5V56L3 57V55H5L6 53H7V55H9V52L8 51H10L11 50V46H12V49L14 50V45L12 44V43H14V40H13V42L12 43H10V44H8L9 42H10V40L12 41V38H9L8 39V37L7 36H5L4 37V39L3 38H1V37H3L4 36V33H3V35L1 34L0 35V42H1V40L3 39V42L2 43H0L1 45H0V50H2V51H0V55H2L1 57H0V61H1V63H3V64H0V76L2 77V79H0V80H2V81H4L3 83L0 81V84H2L3 85V88L5 89V90H1V89H3V88H1L0 87V97H2L0 100H2V102L4 103V104H7V105H9L10 107H12V108H14L15 110H13V115H12V117L11 116H8V115H6L7 113V108H6V106L4 105H2L3 103H1L0 104V121H2V119L3 118H5L6 117V119H7V121L6 122H3V123H0V128H1V126L3 127H6V125H8L7 126V131L6 132H9L12 128L14 129H12L14 132H13V137L16 135V134H18V135H16V136H18V137H20V138H22V140H21V144H22V142H23V145H25V146H23V147H18L19 149L17 150V146L16 145H14V144H11L9 141H6V144L8 143L10 146H11V151H12V155H9V152H8V150L6 149V148H4L3 146H1V144H0V158L2 157V159H0V160H3V161H0V177H1V179H0V181H2V182H4V184H5V186H6V190H8V191H11L12 190V192L15 194V196L9 201V200H6V204H7V212L5 211V212H2L1 214H0V250H1V252H0V264H24V262H22V261H25V264H27V262H28V264H33V262L34 263H36V264H55V260L53 261V259L55 258V256H56V258L57 259H59L61 256H62V258H60L61 259V263H57V264H62V263H64V260L65 259H71V260H73L74 261V259H72L73 257L75 258V260L76 261H74L76 264H84V262H85V260H86V257L89 255L90 256V259H95L96 260V255L95 254H97V253H95L94 254V252H95V250L93 249V248H91V249H89V250H91L90 252H88V249H86L87 248V246L85 247V250L87 251V252H84V254H82L83 256H84V258H83V261L82 262H80L81 260H82V257L83 256H80L79 254H75L74 255V253H75V251H76V247H77V245L78 244H80V241L82 240V241H86V238H87V240H88V238H89V236H90V233L92 232V231H95V230H97V228H99V225H101V222L106 218V217H108V218H110V216H111V213H112V211L111 210H106L107 208H110L109 206H107V205H105V204H102V203H100L99 201H98V203L99 204H97V202L95 201L93 204L94 205H92L91 203H89V202H91V201H89V202H86V203H82V202H80V201H77V200H75V198H73L74 197V195H73V193H71V190L70 189H67L66 187L67 186H65V185H63V187H61L60 185H58L59 183V181H58V179L61 181V179L64 177V178H66L68 181L70 180L71 182H75L74 180V178L72 177H70L71 175H75V177L78 179L79 177V181H77L76 183H77V187L79 188V189H82L83 187H85V190L87 189V193L88 194H95L97 191L96 190H98V188L97 187H92L91 188V186H86V185H84V184H86L84 181L85 180H87V179H89L88 177H90V176H92L91 174V172L89 171L90 170V168H91V166L90 165H86L83 169H82V167L80 166L79 168L82 170V171H84L85 172V170L86 171H88V172H90L91 174H89L88 172H86V174L85 173H82V171L79 169V171H77L76 169H78L77 167V161L75 160V159H71L70 160V164H72V163H75L76 165L75 166H70L69 164H65V163H63L61 160H59V157L61 156L60 154H57L58 152V149L56 148L57 146L56 145H52L51 147H49L48 149H47V152H48V154H46V153H44L43 152V150H42V146H41V143L39 142V140H37V138H38V136H40V135H38V134H41V136H40V138H42V140L43 141H47L48 140V138H49V135L51 136V135H55L56 134V136H59L63 131H65V132H63L59 137H61L62 135L63 136H66V135H68L69 133H70V128L69 127H66V126H64V128H63V130H59V131H57L56 130V132L54 131V134L53 133H51V132H53V128L51 127V125H54L53 123L55 122V120L54 119H52V118H54V117H51L50 115V117L49 118H47L48 117V114L47 113H44L41 109H40V107L41 108H46V106L45 105H47L48 103L45 101H41V100H36V101H34V98L33 99H30V98H32L33 96H32V93H31V91H30V89H33L35 86H37V87H35V89L36 88H38V91H40V93L41 94H43L44 93V91L45 90H47V87L44 85L43 87L41 86L40 87V85L39 84H37V83H42V82H40V81H42V79H40V77H41V75L42 76H46V81L48 82L49 80L51 81V73H50V71L48 70V68L46 67L47 66V64L48 63H43V60L42 59H39V57H38V54H41V53H44L45 55L46 54H49V51L47 50L48 48V46H50V45H52V46H55V50L57 51V53H56V55L59 57V59H55L56 60V62L58 63V65L59 64H67V62H68V58L66 57V55H65V50H66V46H65V44H64V42H62L61 41V39L60 38H62V35L61 34H59V33H63L66 29L64 28V27H67L68 26V23L71 25V27H73L74 28V30L76 29L77 30V32L75 33V39L77 40V41H75L76 42V46L78 45L79 47H77V48H79V50L82 52L81 54L84 56H82L83 57V59H80V64H81V66H82V68H83V72H79L78 70L76 71H70V73L69 74H67V73H65L64 75H65V78L64 79H60L59 80V83H58V85H57V88H56V90H54V93L52 94L53 95V97H54V99L57 101V102H59L58 101V99H56V95H58V92H61V90H62V88H63V86H64V84H66L68 81V79H69V76L70 75H72V74H76L75 75V79H76V82H77V84H81V80H82V78H83V80H84V82H85V84H86V86L88 85V84H90V85H88V86H91L92 85V81L94 82L96 79V82H98L99 80H100V82H101V80H102V82L104 81V78H106L107 77V74H108V82H107V79L105 80L106 81V83L105 84H103V86H102V84H100V86L98 85V83L96 84V82H95V84L97 85V86H99V87H101L102 86V88H103V93H101V94H103V96H105V97H103V96H100L101 94H99V95H93L92 93H91V91H89L88 89L85 91V95H84V97H83V100H87V101H89L86 105H85V107L83 108V109H79L78 107L76 108V107H74V109H73V116H76V119H77V122H79V123H82L83 124V127L85 128V131L87 130V128H88V125L91 123V117H90V113L91 112H93V111H95V109L93 108V105L96 103V102H98L97 100L99 99V102L98 103H100V104H98L97 103V105L95 104L94 106L95 107H97L98 105V113H99V115H100V121L102 122V123H104V121L106 120V114H105V112H109V113H114V110L115 109H117V107H118V105H119V107H121L122 105H127V113H126V116L128 117H130V118H132V123H127V125L126 126H123L122 124H118V118H115L114 117V119H112V122H111V124H113V126L112 127H109L108 128V130H110V131H108L107 133L109 134V136L110 135H113L114 133V135H116L115 137L114 136H112L111 137V140H110V137H109V139H102V141H99L100 139V136H98V134L97 135H95V140H98V141H96L95 143L96 144H98L100 147H101V149H103V150H108V151H110L111 152V150L113 151L112 152V155L115 157V155H116V157L118 158V156H120V154L118 155V153H120L121 151H123L122 153L124 154V155H126L124 152H126V151H132V152H134V153H137V150L135 149L136 148V146H138L139 147V145L142 143V145L144 146V142H145V145H150L149 144V142L147 141V140H144V139H148V137H146V138H144L143 139V141H142V139L141 138H139L140 137V134H138L139 132L138 131H140V128H141V130H142V128H145V129H147L146 127L148 126V125H152L151 124V121H154L155 119H157L156 118V116L155 117H153V116H151L152 114L153 115H155V112H156V114H157V112L159 113H161V111H162V113L163 114H165V112L168 110V107H170L171 106V103L173 104L170 108H172L173 110L171 111V113H173L174 112V110L176 109H179V108H181L182 106H187V108H185V107H183L182 108V110H181V112H183V110H184V112H186L185 114H184V112L182 113V115H186L187 114V111L188 112H190L189 113V115H186L185 117H180V116H182L181 115V113L177 110V112L178 113H180V114H178L177 112L175 113H173V116L174 115H176V116H179L178 118H177V122H178V125H177V122L174 120V118H172V117H169V118H167L166 119V121H165V125H166V127L167 126H169V127H167V129L169 130L170 129V125L171 124H173L174 122H176V125L177 126H175V129L173 130V126L175 125H173L172 126V132H174L175 133V130H176V128H177V130L178 131H176V133L177 132H179V134L177 133V135H175L174 133H172L171 132V130H169V133H172V136H173V138L175 137V138H179L180 136H182V135H184L183 133L185 132L186 134H193V133H197L198 135H200V138L201 139H199V140H203V145L205 144V143H207L209 140L208 139H211V136H213V133H215V136H214V138H216L218 135H219V133H220V131H221V127L222 126H227L228 124H230L231 122H232V120L234 119V113H233V108L232 107H226L228 110H230V113H225V118H223L222 120H223V122H221V121H218V123H216L215 125H213V123L211 124V123H209V124H207L206 125V123H205V121L203 122V124H202V121L200 120L201 118H202V116L201 117H199V120L201 121V124L199 123V120H198V116H200L199 115V113L201 112H203V109H204V107H205V109H207L208 110V107H209V114L211 113V100L209 99V97H208V94L207 93H205V91H206V89L207 88H205V86L207 85V84H209V78H205V79H203L202 77L200 78V77H198V74L196 73V77L194 76L195 74H190V72H189V77L190 78H188L187 77V75H188V73L186 74V76H184V78H183V76L181 77V75H185V74H183V73H185V71H186V69H185V71H183L184 69H183V67H182V69H180V70H182L181 72V75L179 76V75H175L176 74V71H177V73L179 72L178 70L179 69H175V64H176V66H178V65H180V64H182L183 63V49L181 48L180 49V47H179V45L181 44L182 45V43H183V41H185V44L186 45H189L188 43L190 42V40L192 41V39L193 38H191V35H190V37L189 38H191L190 40L188 39V38H186V36L184 37V38H182V39H185V40H182L181 39V37H180V33L178 32V30H177V32L179 33H177L176 32V29H171L170 28V30H168L169 29V26L170 25H167V23H166V19L167 18H165V16H164V18L162 17V16H160V18L162 17V20L161 19H155L156 18V12L155 11H151V14H148V16L149 17H147V18H145V25H143L144 27H148L149 29H150V33L148 32L146 35H148L149 37L151 36V39L148 41V44L146 45V48H144L143 49V54L146 52V55L144 54V56H146L145 57V59L147 58V60H148V62H149V59L150 60H152L151 58H153L155 55H157V56H155L156 57V59H159L162 55V59H160L159 61H162V62H164L165 63V61H167V63H166V65L167 66H169L170 64H169V62L168 61H170L171 62V60L173 61V59H174V57H173V55L174 56H176V54H178L177 52H178V50L180 51V53L178 54V56H176V58L174 59V61L171 63L172 65H174V66H172V65H170V67H168L169 69H175V73L174 72H172V73H174V74H172L171 75V72H169V74L171 75V77L172 78H174L175 76V80L173 79L172 80V82L170 83L169 81H171V78H169L168 80L169 81H167V84L168 83H170V85L168 84V87H167V89H169V88H171V90H173V89H175L173 92H174V94H176L177 95V90L179 91V89H181L182 87H183V90L185 91V92H187V95L186 94H184V95H186V96H188V95H190V96H193V94H194V96L192 97L193 99L191 100V98H190V96H189V98H190V100L191 101H188L189 100V98H188V100H187V98L186 99H184V96H182L183 94L182 93H184L183 92V90L182 91H180L178 94H179V97H180V95L183 97V98H180L181 100L182 99H184L185 101L183 102H181L180 101V99L176 96V98L175 99H173V97H175V95L174 94H172V93H170V97H171V99H170V97L169 98H167L168 96H166L165 95V93L164 94H162L161 93V95H164V96H162V97H164V98H162L161 96H160V98H162L163 99V101L161 100V99H159V94H155V92L153 93H151L150 92V94H148L149 95V97L148 98H150V99H146V100H144V104H146L145 105V111L147 112V114H146V112L143 110V108H142V110H139V111H142V112H145V114L146 115H148L149 117H147L145 114H144V116H145V118L140 114V112H138L141 116H138V118H137V120H136V122H134L133 121V118H134V116H135V111L132 109V104H131V102H128L126 99H130V101H134L135 99V102L137 103V104H135V106L136 107H139L138 105L140 104V99H142V95H140L139 93H137L138 94V98H137V96L135 95V94H133V92L131 93V92H127V96L129 97H122L120 94H118L117 92H111L109 89H108V85L109 84H111L112 85V83H113V85H115V83H116V85H119L120 84V82H118L119 81V78H118V81L115 79L116 77H118L116 74H117V69H115L116 71H115V73H113L112 71L113 70H111L110 68H109V70L107 71V69H108V67H121L122 65H120L121 63H120V61L122 62V63H124V65H127V62H129L128 63V66L130 67L131 65L135 68V73H136V76H137V72L139 73V77H142V75H144L143 77L144 78H147V77H145V76H148V74L151 72V74H149V77L151 78V77H153V76H155V77H157L158 75L157 74H159V76L160 77H158L159 79H157L156 80V82H154V83H156V87H157V81L160 83L161 82V78H162V75L163 74H165V72L163 73L162 71H159V69L160 70H162L163 68H161L162 66H164L163 64L164 63H162V62H160L161 64H160V66H158L157 64H159V62H158V60L156 61L155 60V58H153V61L154 62H149V64L147 63V64H143V66H142V68H138L140 65L139 64H142V59L140 58V56L138 55V58L136 59L135 57L137 56H135L134 55V53H132V52H134L133 51V48H131V50H130V47H135V44H133V42H131L129 39H127L126 38V35L124 36L125 37V39L126 40H128L127 42H126V40L124 41V40H122V41H120V39H118L119 41V43L120 42H122V46H124V47H122L123 48V50L125 49L126 50V48L125 47H128L127 48V50L125 51V53L124 54H126L127 53V51H132L131 52V55H129L130 53L128 52L126 55L130 58V60L128 59V57H126V62H125V60H124V62L122 61V59H124V58H122V59H115L114 57H115V55H116V57H117V55H118V58H121V56H124L123 55V50H122V48L121 47H119L120 45H119V43L118 42H116L117 40H115V43H116V45L118 44V47L117 46H113V48H112V46L111 45H113V43H112V41H114V40H111L110 42V46H111V48L112 49H115L116 51H118V53H115L114 54V52L115 51H113L111 48H110V46L109 47H107V48H110L112 51H110V54H109V49H107V48H104V45H103V47L101 46L100 48H99V46L101 45V44H104V43H102V41H100L101 42V44H100V42H99V35L98 34H100V31L102 32H104V30H102V29H104L105 27H102V24H101V26H99L100 24H98L97 23V18H99L101 15L98 13H96L95 14V12L93 11V9H96V12H97V8H96V5H95V0H91V2L89 1V0H75V3H77V4H75V5H73V1L72 0H69V2H68V0H67V2L69 3V5H67V2L65 1V0H56L57 1V3H56V1L55 0H41V1H39V3H37L38 2V0ZM46 1V2H45ZM54 1H55V3H54ZM70 1H72V3L70 2ZM80 1V3H78ZM179 1V2H178ZM181 1V2H180ZM208 1V0H207ZM222 0H209V2L211 3H209L208 4V6L206 7V5H205V3H201L202 4V6H203V4H204V6L203 7H205V9L203 8V11H201L202 13H206V11H207V9H208V11H210V10H213V8H214V12H215V9H217L218 11H219V13H222V11H224V12H228L229 10H231V8H232V6H231V4H232V0H223V2H221ZM42 2V3H41ZM184 1L183 0H177V2H176V0H175V3L178 5L177 6V9H181L183 6L182 5H184V3H183ZM49 3V4H48ZM51 3H52V5H51ZM83 3V4H82ZM89 3V4H88ZM179 3H180V6H179ZM183 3V4H182ZM216 3L218 4L217 6H216ZM29 4V5H28ZM40 4V5H39ZM182 4V5H181ZM226 5V6H224L223 7V5ZM17 5V4H16ZM26 7H25V6ZM31 5H33V6H31ZM36 5V7L34 8V6ZM39 5V6H38ZM45 5V6H44ZM215 5V6H214ZM29 6H31L33 9H29ZM56 6V7H55ZM57 6H62L61 8L59 7V10H60V12L58 11V8H57ZM72 6V8H70ZM75 6V7H74ZM89 6H91V7H89ZM24 7H25V9H24ZM28 7V8H27ZM30 7V8H31ZM37 7H41V8H39V10L41 11H39L38 10V8ZM44 7V8H43ZM54 7V8H53ZM68 7V8H67ZM93 7V8H92ZM179 7V8H178ZM212 7V8H211ZM228 8V9H226V8ZM230 7V8H229ZM56 8V9H55ZM63 8L65 9V8H67V10H68V12H67V10H63ZM76 8H78V10L76 9ZM83 8H85L84 10H83ZM89 8H90V10H91V12H90V10H89ZM21 9V10H20ZM34 9H37V10H35L34 11ZM52 9H55L56 10V14L54 13L55 12V10H52ZM81 9V10H80ZM46 12H45V11ZM49 10V11H48ZM71 10H72V12H71ZM75 10V11H74ZM80 10V11H79ZM205 10V11H204ZM4 11V15L3 16H1V14H3V13H1V12H3ZM15 11V12H14ZM19 11H23V12H27V14L26 13H21V14H19ZM82 11H83V14H82ZM175 11H176V9H175ZM16 12H18L17 14H18V16L16 17ZM31 13L32 14V16L30 17V18H27V15H28V13ZM38 12V13H37ZM45 12V13H44ZM49 12V14H47ZM74 12V13H73ZM85 12V13H84ZM90 13V14H87V13ZM99 12V11H98ZM152 12H155V13H152ZM171 12H172V10H171ZM12 13L14 14V15H12ZM30 13H29V15H28V17L30 16ZM71 13V16L69 15ZM80 14V16L82 17H80L79 19L77 18H75V17H77L76 16V14ZM218 13V14H219ZM8 16H7V15ZM23 14V15H22ZM36 14V15H35ZM46 14L48 15V16H51V18L50 17H48V16H46ZM53 14V15H52ZM55 14V15H54ZM59 14H60V18H58L59 19V21H60V19L62 20V21H60L59 22V24H58V20H57V22H56V24H57V26L56 25H54L55 24V21H56V17H59ZM144 14V13H143ZM223 14V13H222ZM24 15H26V16H24ZM84 15V16H83ZM86 15V16H85ZM92 16V17H89V16ZM98 15H100V16H98ZM145 15V14H144ZM144 15H142L141 17H140V19L139 18H137L136 20H135V23H134V25L136 24V26H139V24L140 23H142L141 21H142V18H143V16ZM152 15H154L155 16V18H154V16H152L153 18H151V16ZM26 17V18H24V21H22L23 20V18L22 17ZM43 16H44V19H45V22H43L44 21V19H43ZM48 17L47 19H48V21L46 20V17ZM54 18H53V17ZM64 16V17H63ZM7 17H8V20H6L7 19ZM87 19H85V18ZM94 17V18H93ZM96 17V18H95ZM6 20H4V19ZM21 18H22V20H21ZM32 18V19H31ZM35 18V19H34ZM49 18H50V20H49ZM83 18H84V20H83ZM91 18H93V19H95V20H91ZM101 18H102V16H101ZM43 19V20H42ZM54 19H55V21H54ZM73 19V20H72ZM154 19V20H153ZM27 20V21H26ZM33 20V21H32ZM77 20H79V22L77 21V23H75ZM80 20H82L84 23H83V25L81 24V22L82 21H80ZM99 20V19H98ZM102 20V19H101ZM159 20V21H158ZM165 24H156L157 23V21L160 23L161 21ZM166 20V21H165ZM10 22V24H9V22ZM31 21V22H30ZM36 21V22H35ZM50 21V22H49ZM74 21V22H73ZM94 21V22H93ZM96 21V22H95ZM152 21V22H151ZM27 22V23H26ZM30 22V23H29ZM33 22H35L34 24H32ZM43 22V23H42ZM47 22V23H46ZM54 22V23H53ZM88 23V26H87V23ZM91 22V23H90ZM26 23V24H25ZM48 24V26L46 25V24ZM53 23V24H52ZM95 23V24H94ZM100 23V22H99ZM129 23V25L130 26H132V24H133V22L131 23V22H128ZM131 23V24H130ZM51 24H52V26H51ZM80 24V25H79ZM8 25H10V26H8ZM37 25V26H36ZM38 25H39V28H38ZM45 25V26H44ZM54 25V26H53ZM64 25V26H63ZM78 25V29L76 28V26ZM95 25V26H94ZM162 25V26H161ZM48 28H47V27ZM59 26V27H58ZM62 26H63V28H62ZM84 28H83V27ZM87 26V27H86ZM103 26H104V24H103ZM155 26H159V28L161 29H163L164 30V28L166 29V27H167V29H166V31L168 32H171V33H169L168 32V34H165L166 32H165V30H164V32H162L161 31V33L158 31V27H155ZM163 26H166V27H163ZM55 27H57V28H55ZM97 29H96V28ZM102 27V29L100 30V28ZM125 27H129V26H125ZM9 28V29H8ZM50 28V29H49ZM54 28V29H53ZM60 30H59V29ZM99 28V29H98ZM131 28V27H130ZM12 29V28H11ZM45 29H49V30H45ZM56 29H58L59 30V32L56 30ZM82 29H83V32H81L82 31ZM93 29V30H92ZM96 29V30H95ZM161 29V30H162ZM3 30V31H2ZM44 30H45V32H44ZM61 30H62V32H61ZM86 30V31H85ZM124 30H127L126 28L124 29ZM128 30H129V28H128ZM156 30L160 33V34H158V32H156ZM11 31H13V29L11 30ZM10 31V32H11ZM40 31V32H39ZM44 32V36L46 37H41V35L40 34H43V32ZM49 31V33H50V35H48V32ZM54 31V32H53ZM93 31V32H92ZM13 32H15V31H13ZM20 32H21V34H20ZM57 32V33H56ZM86 32V33H85ZM89 32V33H88ZM97 32V33H96ZM175 32V33H174ZM12 33V32H11ZM29 33H32V35L34 36L35 34L37 35V38H40L39 40H38V42L40 43V45H39V47H38V45H35V44H37L38 42H37V39H36V35L34 36V39L33 40H35L37 43H35V41H32V39L30 38L32 35L31 34H29ZM92 33V34H91ZM173 33V34H172ZM29 34V35H28ZM47 34V35H46ZM54 34V35H53ZM58 34H59V36H58ZM81 34V35H80ZM91 34V35H90ZM94 34V35H93ZM158 34V35H157ZM171 34V36H172V41L174 42H172V44H170L169 42L171 41L170 39H169V37H168V40H164V39H166L167 38V36L166 35H170ZM174 34H176L175 36H174ZM183 33H181V35H182ZM184 34H185V32H184ZM20 35H22V37L20 36ZM27 35L28 36H30V37H28L27 38ZM85 35V36H84ZM90 35V36H89ZM95 35H96V37H95ZM162 35H163V37H164V35L166 36L165 38H163L162 37ZM24 36V37H23ZM25 36H26V38H27V40H26V38H25ZM50 36V37H49ZM55 36V37H54ZM93 36V37H92ZM98 36V37H97ZM162 37V40L161 41H163V42H160V40L159 39H161V38H159V37ZM179 36V37H178ZM7 37V41L5 40V38ZM21 37V38H20ZM80 39H79V38ZM86 37V38H85ZM89 39H88V38ZM178 37V38H177ZM25 38V39H24ZM30 38V39H29ZM45 38V39H44ZM59 38V39H58ZM82 38H83V40H82ZM85 38V39H84ZM98 38V39H97ZM19 39V40H18ZM21 39H23V42H22V40ZM94 40V42H95V44L96 45H99L98 46V48H96L95 49V44H94V48L91 46V44L92 43H90V41H88V40ZM179 39V40H178ZM17 40V41H16ZM29 40V41H28ZM41 40V41H40ZM44 40V41H43ZM82 40V41H81ZM98 40V41H97ZM101 40V39H100ZM5 41V42H4ZM50 41V42H49ZM53 41H54V44H53ZM97 41V42H96ZM181 41H182V43H181ZM193 41H194V43L195 44H198V46L196 47V49H195V53H198L199 51H201V50H197V48L199 47V45H200V47L198 48V49H200V48H202V47H204L203 46V44L204 43H200V42H197V41H195L194 39H193ZM28 42V43H27ZM29 42H31V43H29ZM34 42V43H33ZM80 42V43H79ZM81 42H82V44H81ZM93 42V43H94ZM98 42H99V44H98ZM127 43V46H126V43ZM166 42H168L169 43V45H168V43H166ZM177 42H178V44H177ZM188 42V43H187ZM5 43V44H4ZM42 43V44H41ZM46 43V44H45ZM85 43V44H84ZM131 43H132V45H131ZM159 43H165V44H167V45H165L166 46V48L168 47V49H172L175 53L173 54V51H171V50H169V51H167V52H169V53H165L166 51V49H165V46L162 48V46L160 47L159 46ZM32 46H31V45ZM33 44H34V46H33ZM56 44V45H55ZM143 44V43H142ZM142 44H137V46L138 45H140L141 47H142ZM5 45H7V47L9 46V45H11L10 47H8V50H7V52L6 53H3V52H5L6 50H5V48H6V46ZM22 45V46H21ZM130 45V46H129ZM148 45H153L154 46V48L155 49H153L152 51L151 50H149V47H147ZM160 45H162V44H160ZM175 45H176V48H175ZM180 45V46H181ZM28 46H30V49H29V47ZM44 46V47H43ZM139 46V48H141ZM170 46H172V47H170ZM16 47H15V49H16ZM21 47V48H20ZM25 47H26V49H27V53H26V49H25ZM32 47H34V50H36L37 48L39 49H37L36 50V53H37V55H35L36 53L34 52V53H32L34 50H33V48ZM97 47V46H96ZM170 47V48H169ZM181 47H183V46H181ZM102 48H104L105 49V52L103 53V50H100V49H102ZM119 48V50H117V49ZM162 48V49H161ZM5 51H4V50ZM10 49V50H9ZM17 49V50H18ZM25 50L24 52L22 51V50ZM100 50L101 52L100 53H103L102 55L104 56H100V54L98 53H96V52H94V50ZM165 49V50H164ZM13 50H11L10 52H12ZM17 50H15V51H17ZM33 50V51H32ZM134 50H135V48H134ZM148 50V51H147ZM155 50V52H156V50H157V54L155 53V52H153ZM160 50H162V51H165V52H161L160 53ZM29 51V52H28ZM37 51H39V52H37ZM97 51V52H98ZM121 51V52H120ZM159 51V52H158ZM171 51V52H170ZM18 52V53H19ZM31 52V53H30ZM92 52V53H91ZM93 52H94V54H93ZM112 52V53H111ZM149 52V53H148ZM150 52H151V58H149L150 56ZM153 52V53H152ZM24 53V55H22ZM31 55V57H30V55ZM120 53L122 54L121 56H119L120 55ZM155 53V55H153L152 56V54H154ZM166 55H168V54H171V57H170V59H166V60H163V59H165V54ZM107 54V55H106ZM111 54H114V56L113 55H111ZM159 54V55H158ZM29 57H28V56ZM33 55V56H32ZM99 57H98V56ZM125 55V56H126ZM134 57H133V56ZM182 55V58L180 57ZM10 57L12 56V55H9ZM8 56V61H9V57ZM26 56V58H25V61H24V57ZM38 58H37V57ZM86 56H87V58H89L88 60H87V63H88V61L90 60V67L93 65H95L96 67H98L97 68V70H95V71H92V73H91V69L89 70V66H88V68L86 69V67L84 68V66L85 65H87L86 63L83 65V62H86ZM94 56H95V58H94ZM109 56V57H108ZM113 56V57H112ZM160 56V57H159ZM81 57V58H82ZM98 57V58H97ZM105 57H106V59H105ZM164 57V58H163ZM167 57V56H166ZM178 57H180L179 59V61L177 60L178 59ZM23 58V59H22ZM30 58V59H29ZM95 59V63L92 61V59ZM112 58H114L115 60H113ZM135 58V59H134ZM173 58V59H172ZM15 59V60H14ZM27 59V60H26ZM29 59V60H28ZM33 59H34V63H33ZM113 61H112V60ZM139 59V60H138ZM144 59V60H145ZM4 60V61H5ZM6 60V61H7ZM42 62H41V61ZM60 60H61V62H60ZM74 60V59H73ZM101 60V61H100ZM133 60V61H132ZM135 60H137V62L139 61V63L137 64V62L135 61ZM143 60V61H144ZM146 60V61H147ZM183 60V61H182ZM29 61V63H27ZM35 61H37L36 63H35ZM42 63H40V62ZM52 61V60H51ZM59 61V62H58ZM107 62V64L105 65V64H103L104 62ZM113 63H112V62ZM115 61V62H114ZM132 61V62H131ZM155 61H156V63H155ZM178 61V62H177ZM12 62V63H13ZM18 62H19V65H18ZM71 62H73V61H71ZM100 62V63H99ZM103 62V63H102ZM135 62V63H134ZM141 62V63H140ZM158 62V63H157ZM178 64H177V63ZM181 62V63H180ZM9 64V65H13V64ZM22 63V64H21ZM38 63H40V64H38ZM52 63L54 64V62L52 61ZM74 63H78V62H76L75 60H74ZM92 63V64H91ZM94 63V64H93ZM97 63V64H96ZM98 63H99V65H98ZM155 63V64H154ZM180 63V64H179ZM21 64V65H20ZM33 64V65H32ZM116 64V65H115ZM152 64V65H151ZM169 64V65H168ZM184 64V63H183ZM8 65V66H9ZM18 65V66H17ZM49 65V64H48ZM104 65V69H103V66ZM123 65V66H124ZM135 65L137 66V67H135ZM148 65H150V67H151V69H152V71H150V68L149 67H147ZM156 65H157V67H156ZM162 65V66H161ZM8 66H6V67H8ZM30 66V67H29ZM39 66H41V67H39ZM101 66V67H100ZM108 66V67H107ZM156 68V70H157V72L158 73H154L156 70H155V68ZM167 66H165V68L164 69H166V67ZM181 66H184V65H181ZM141 67V66H140ZM145 67H146V69H145ZM172 67V68H171ZM174 67V68H173ZM180 66H178V68H179ZM11 68V67H10ZM138 68V69H137ZM154 68V69H153ZM181 68V67H180ZM43 69H45V70H43ZM85 69L88 71L89 70V72L91 73V75H90V73L88 74L86 71H85ZM141 69H143V72L141 71ZM147 69H149V73H146V72H148V70ZM163 69V70H164ZM111 70V72H109ZM147 70V71H146ZM167 70V69H166ZM165 70V71H166ZM4 73H3V72ZM6 71V70H5ZM17 71V70H16ZM146 71V72H145ZM189 70H187L186 72H188ZM3 74H2V73ZM106 72V73H105ZM142 72V73H141ZM7 73H8V71H7ZM8 73V74H9ZM10 73V74H11ZM31 73V72H30ZM90 76V77H92V78H90L87 74ZM94 73V74H93ZM146 73V74H145ZM154 73V74H153ZM193 73H195V71L193 72ZM6 74V75H5ZM82 74V75H81ZM112 74H113V77H112ZM114 74H115V76H114ZM152 74H153V76H152ZM179 74V73H178ZM5 75V76H4ZM19 75V76H20ZM28 75V74H27ZM157 75V76H156ZM170 75H169V77H170ZM191 75H192V78L194 77L195 78V80L193 81L192 79H191ZM8 78H7V77ZM10 76V77H11ZM82 76V77H81ZM85 76V77H84ZM137 76V77H138ZM200 76V75H199ZM6 77V78H5ZM30 77H34V81H36V82H33L32 80V78H30ZM100 77H101V79H100ZM103 77V78H102ZM114 78L116 81H115V83L114 82H112L113 81V79H111V78ZM139 77H138V81L140 82V85L141 86H144V84H142V82H141V79H139ZM155 77H153L154 79L152 80V78L150 79V81H148L149 79H147V82H151V80H152V82L155 80ZM181 77V78H183V79H181L180 81H179V78ZM185 77H187V78H185ZM21 78V77H20ZM40 80H39V79ZM90 78V79H89ZM8 79H12V82L10 81V80H8ZM13 79H16V80H13ZM28 79V80H27ZM48 79V80H47ZM66 79V80H65ZM80 79V80H79ZM93 79H95V80H93ZM110 79V80H109ZM178 79V80H177ZM197 79H199V80H197ZM201 79H202V81H201ZM7 80L8 81H10L9 83L7 82ZM30 80H31V82H30ZM39 80V81H38ZM82 80V81H83ZM177 80V81H176ZM182 80H183V82H185L184 84H183V82H182ZM188 80H192L191 81V83H190V81H189V83L187 82ZM197 80V81H196ZM21 81V80H20ZM29 81V82H28ZM49 81V82H50ZM89 81V82H88ZM109 81H111L110 83H109ZM130 82H131V79L129 80ZM174 81V82H173ZM198 81H200V82H198ZM205 83H204V82ZM6 82V83H5ZM13 82H15L16 84L14 85V83ZM27 82V83H26ZM33 82V83H32ZM88 82V83H87ZM176 82L178 83V85L176 84ZM36 83V84H35ZM159 83H158V85H159ZM188 83V84H187ZM202 83V84H201ZM207 83V84H206ZM10 86L11 85V89H10V87L9 88H7V86ZM23 84H24V86H23ZM84 84V85H85ZM94 83H93V86L95 85ZM180 84V85H179ZM205 84V85H204ZM4 85H5V87H4ZM17 85V86H16ZM19 85V86H18ZM95 85V86H96ZM110 85V86H111ZM115 85V86H116ZM172 85V86H171ZM176 85L178 86L177 88H179V89H177L176 90ZM182 85V86H181ZM190 85H191V87H192V89H191V87H190ZM200 85H204V86H200ZM12 86H14V87H16V90L14 89V87H12ZM140 86V87H141ZM173 86L175 87V88H173ZM186 88H185V87ZM194 86V87H193ZM19 87V88H18ZM32 87V88H31ZM40 87V88H39ZM45 87H46V89H45ZM159 87V86H158ZM161 87H163V86H161ZM197 87V88H196ZM200 87L201 88H205V91H204V94H203V92L201 93V89H200ZM207 87V86H206ZM241 87V88H240ZM239 88H238V90H239V94L241 93L242 95H245L247 92H246V87H244V86H240ZM25 88H26V90H25ZM193 88H194V90H193ZM10 90V91H7V90ZM13 89H14V91H13ZM41 89V90H40ZM163 89V88H162ZM191 89V91H188V90H190ZM197 89H198V91H197ZM242 89V90H241ZM20 91V93H19V91ZM24 90V91H23ZM158 90V89H157ZM157 90H155V91H157ZM204 89H202V91H203ZM4 91V92H3ZM6 91V92H5ZM19 93L18 95L19 96H17V92ZM21 91H22V94H21ZM29 91H30V93H29ZM63 91V90H62ZM110 91V92H109ZM105 92V93H104ZM159 92H160V88H159ZM168 92H170V90L168 91ZM177 92V93H176ZM182 92V93H181ZM188 92H190V93H188ZM193 92V93H192ZM195 92H200L199 94H197V93H195ZM207 92V91H206ZM251 92H252V90H251ZM4 93V94H3ZM50 94L52 93V91H50L49 92ZM114 93V94H113ZM130 93V94H129ZM158 93V92H157ZM27 94V95H26ZM30 94V95H29ZM55 94V95H54ZM115 94H117V95H115ZM129 94V95H128ZM153 94H155V95H153ZM167 94V93H166ZM202 94H203V96H202ZM206 94V95H205ZM6 95V96H5ZM29 95V96H28ZM44 95V94H43ZM52 95H50V96H52ZM120 95V97H122V99H124V100H122L121 101V99H119L120 97H118ZM133 95V96H132ZM147 95V96H148ZM152 95H153V98H152ZM168 95V94H167ZM171 95H173V96H171ZM195 95L196 96H198L199 97V99H197L198 97H195ZM205 95V96H204ZM20 96H25V98H23V97H21L20 98ZM29 97V98H27V97ZM99 96V97H98ZM136 96V98H134ZM158 97V98H156V99H154V97ZM4 97V98H3ZM19 97V98H18ZM118 97V98H117ZM131 97V98H130ZM134 99H133V98ZM22 98H23V101H22ZM27 98V99H26ZM96 98V99H95ZM98 98V99H97ZM178 98V99H177ZM200 100V98H201V100L200 101H195V103H194V101L193 100ZM248 98V97H247ZM4 99V100H3ZM20 99V100H19ZM24 99H25V101H24ZM29 99V100H28ZM45 99V98H44ZM78 99V97H77V95L74 93V92H72L71 93V95H70V98H69V100H71V101H76ZM143 99H145V97L143 96ZM153 99V100H152ZM159 99V100H158ZM166 101H165V100ZM168 99H170V101L168 100ZM32 100V101H31ZM46 100V99H45ZM96 100V101H95ZM119 100H120V102H119ZM162 102H166V103H169V105H168V107H165V104H164V106L162 105V104H160V102L161 101ZM174 100V101H173ZM178 100V102H176ZM20 102V104H19V102ZM22 101V102H21ZM30 101L32 102V104H34L33 105V111H31L30 110V107L32 108V106H30ZM34 101V102H33ZM117 101H118V105H116L117 104ZM152 101V102H151ZM169 101V102H168ZM174 103H173V102ZM187 101V102H186ZM193 101V102H192ZM210 103H209V102ZM15 102V107H13V103ZM25 102H27L28 103V107H26V105L27 104H25ZM40 102H42V103H40ZM147 102H148V106H147ZM153 102H154V104H153ZM155 102H156V104H155ZM186 102V103H185ZM190 102L192 103V104H190ZM196 102H197V104H196ZM208 102V103H207ZM17 103V104H16ZM121 103H124V104H121ZM151 105H150V104ZM184 105H183V104ZM206 103L208 104V107H206ZM258 103V102H257ZM255 104V109L256 108H258V107H260L261 106V104H260V106H259V103L258 104ZM13 104V105H12ZM31 104V105H32ZM38 104V105H37ZM42 104V105H41ZM120 104H121V106H120ZM131 104V105H130ZM178 104V105H177ZM209 104H210V106H209ZM12 105V106H11ZM131 107H130V106ZM155 107V105L157 106V107H155V109H154V107ZM190 105V106H189ZM222 105V104H221ZM37 106H39V108H37ZM115 106H116V108H115ZM149 106H152V108L153 109H149V108H151V107H149ZM167 106V105H166ZM176 106V107H175ZM192 106V107H191ZM194 106V107H193ZM201 106V107H200ZM257 106V107H256ZM26 107V108H25ZM47 107H49V105H47ZM118 107V108H119ZM149 107V108H148ZM163 107V108H162ZM245 106H243V108H244ZM28 108H29V111H28ZM34 108L35 109H38V111H35L34 110ZM166 108V109H165ZM169 108V109H170ZM175 108V109H174ZM185 108V109H184ZM231 108V109H230ZM242 108V109H243ZM18 109V110H17ZM27 109V110H26ZM40 109V110H39ZM132 109V110H131ZM149 109V110H148ZM157 109H160L161 111H158ZM17 110V111H16ZM85 110H87V112L85 113V115H81V114H79V112H81L82 113V111H85ZM148 110V111H147ZM150 110H155V111H153L152 113H150V114H148V112H151ZM164 110H165V112H164ZM175 110V111H176ZM180 110V109H179ZM205 111L206 113L208 112V111ZM32 113H31V112ZM196 111L198 112V111H200V112H198V115H196L197 113H196ZM243 111H245V110H243ZM247 111V110H246ZM257 111V110H256ZM33 112L35 113V114H33ZM41 112V113H40ZM141 112V113H142ZM17 113V114H16ZM200 113V114H201ZM204 113V112H203ZM202 113V114H203ZM206 113H204V114H206ZM20 114V115H19ZM21 114H25V115H22L21 116ZM33 114V115H32ZM38 114V115H37ZM72 114L69 116V119H71V118H73V116H72ZM105 114V115H104ZM193 114H194V118L195 119H197V120H194V118H193ZM203 114V116H204V120H205V118H206V115H208V114H206V115H204ZM233 114V115H232ZM14 115H16V116H14ZM18 115V116H17ZM32 115V116H31ZM35 115V117H33ZM43 115V116H42ZM47 115V116H46ZM191 115V116H190ZM14 116V117H13ZM19 116H21V117H25L24 119H23V122L24 123H22V125L24 124L25 126L24 127H21L22 125H21V123H19L18 122V117ZM36 116H38V117H36ZM44 116H46V118L44 117ZM175 116V117H176ZM196 116V117H195ZM227 116V117H226ZM15 117H16V121H15ZM43 117V118H42ZM147 117V118H146ZM150 117H152L151 119L152 120H150ZM189 117V118H188ZM56 118V117H55ZM149 118V120H146V119H148ZM179 118H180V120H179ZM184 118V119H183ZM186 118V119H185ZM188 118V119H187ZM192 118H193V121H192ZM212 118V117H211ZM210 118V119H211ZM36 119V120H35ZM37 119L38 120H42L43 119V121H41V122H43V125L42 124H40V122L39 121H37ZM45 119V120H44ZM46 119H47V122L50 120L51 121V119H52V121L50 122V124H48V123H46L45 121H46ZM141 119V120H140ZM154 119V120H153ZM54 120V121H53ZM116 120V121H115ZM142 120H143V123H142ZM168 120L170 121V120H174V121H170V122H168ZM182 120V121H181ZM184 120H186V121H184ZM190 120H191V125H189L188 124V121L190 122ZM231 120V121H230ZM156 121V120H155ZM180 121V122H179ZM8 122V123H7ZM96 122V123H95ZM97 122H98V120H97V118H93V122L92 123H94V125L93 126H95L96 124H97ZM116 122V123H115ZM137 122H138V124L140 125H138L137 124ZM139 122H141L142 124H140ZM183 122V123H182ZM198 122V124L200 125H198V124H196ZM5 123V124H4ZM7 123V124H6ZM39 123V125H41V127L44 129L43 130V133H42V128H37V127H39V125H37ZM44 123H45V126H44ZM148 123V124H147ZM182 123V124H181ZM186 123V124H185ZM205 123V124H204ZM221 123V124H220ZM4 124V125H3ZM36 124V125H35ZM48 124V125H47ZM168 124H170V125H168ZM27 125V126H26ZM33 125H35L34 127H33ZM50 125V126H49ZM132 125V127H130ZM147 125V126H146ZM181 125V126H180ZM190 126V128H189V126ZM196 125L197 127H199L198 129H197V127L195 126V128H194V126ZM207 127H206V126ZM218 125H220L221 127H218ZM252 125V126H251ZM264 121H263V123H259L258 121H256L255 120V122H253L252 124H250V126H251V128H250V126L248 125V126H246V128H245V130L243 129V130H241V131H238V133H236L234 136H233V138L232 139H230L229 141H231L232 140V143H231V146L228 148L229 149V156H227V149H226V153L225 152H223V154L221 153V151H223L224 149H222L221 151H219V152H217V153H214V154H212V153H210L211 154V156H210V159H211V161H213L214 162V165L216 166L215 167V171H213V169H211V168H207V160L205 161L204 159H202V157H201V155L203 156V151H204V154L207 152V150H204L205 148L203 147V145H201L198 149L196 148L195 149V154L197 155H195L194 157H196V159L195 160H193V159H191L190 157H188V158H190V162H189V164L191 165V168H190V175H191V173L193 172V174L194 173H196L197 172V166H196V160L197 161H199V163H201V160H203L202 161V164L205 166V168H204V166L202 167V169H203V173H198L197 172V174H195V185H194V188H193V185L192 186H190V188H189V190H186V191H183L179 186H180V183H178V182H176L175 180H176V178H178L179 177V174L181 173V175L183 176L184 174H186L187 172H188V167H187V165H186V163H184L183 162V160L181 159V154L179 153V157H178V153H177V155H175L174 156V159L176 158V160L175 161H177V162H175L174 161V159L172 160V156L170 157L171 158V160H170V158L168 159L169 161V163L172 165V161H173V163H174V166H170L169 164V166L170 167H168V165H165V163H164V161H166V160H164L163 161V163H162V165H161V167L160 166H155L154 167V170L155 169H157V171H158V169L159 170H162V172L161 173H163V171H167V172H170L171 174H168L167 172H164L165 173V176H170L171 177V179H172V190L171 191H167V186L165 187V183H163V182H165L164 181V177L165 176H162V177H160L162 174L161 173H155V179H154V183L152 184V186H151V193H152V196L151 197H148L147 195H145V194H141V200L143 201V202H145V200L146 199H148L149 200V203H146V204H149V205H147L146 206V204H144L145 205V209H146V213H147V216H145V215H143V214H140V213H142L143 211H142V209H141V205H140V202L138 201V200H135L134 198H135V196L139 193V190H140V186L138 187V185H139V181H140V179L142 178V173H135V175H136V177H137V179H136V177L134 178V179H136L135 181L134 180H132L133 179V177L132 176H129V175H124V174H121L117 169H114V167L113 166H111V164L109 165L108 163L106 164V163H103L99 168H98V170H99V172H100V174H99V172H97L96 174L98 175V177L99 178H102V179H104V180H113L114 178V180L113 181H120L121 182V185H120V187L122 188H120V187H118V188H120V189H116L115 188V190L113 189V188H111L112 189V191H111V189L109 190V189H107V190H102L101 192H102V197L103 198H107L108 200H116L119 204L121 203V202H123V200L125 199V200H129L130 201V203L132 204V206L136 209H138L139 207H140V209H139V211H140V213H139V217L140 218H138L137 216H135L134 217V215L133 214H127V212L125 211V210H123V216L122 217H124V218H126V221L124 220V218H120L119 219V227L121 228V229H119V228H117L115 231H114V233H113V237H114V243L113 242H108V244H107V246H108V250H109V255H110V263L111 264H149L150 263V261H148L149 259L148 258H146V254H147V252H148V250H147V245L145 244V239H146V236H147V234H149L150 232H152L153 231V229H156L157 227H160V229H161V231H160V235L161 236H163V235H167V240H169L168 241V245L166 244V242H164L163 241V243L165 244V246L166 247H168L169 248V246H170V249L171 250H169L168 252H167V257H168V259L171 261V262H176V261H178V256H182V257H185V255L187 256V260H183V264H195V262H198L197 264H214V262H215V260L214 259H212L211 257V254L212 253H210V251L209 250H207V249H205V247H206V245H204L205 243H206V241L204 240V242H203V240H202V242H200V244H199V241H198V234H197V232H198V230H195V229H192L191 230V232L193 233H191V239H190V244H189V248H188V252L187 253H185L184 252V250L182 249V246L181 245H183L184 243H182V242H184L183 240L181 241V239H183V234H182V229H180L179 227H180V225H179V227H178V229H176L174 226H173V224H172V222L171 221H169L168 219H166L165 218V211H164V209L166 208V207H168V205H167V203H168V201H169V204L171 205V203H172V205H174L175 207H178L177 209H179V206H178V204L176 203V201L172 198V199H168L169 197L168 196H170V195H168V196H166L169 192L171 193L172 191H176V192H179V195H182V197L185 199L184 200V202L185 203H188L187 204V206L189 207V210L191 211L193 208H194V203L192 202V200H190V199H193V197L195 196V195H199V196H201L202 194H201V192H203L202 190H205V189H207V190H205L204 191V194L206 193H210V195H212L213 193L215 194V193H219V191L217 192V190L216 191H214L213 193H212V191H213V188L215 189V188H219V187H221V186H223L221 189L219 188V190H220V196H221V201H222V203L220 204V210H223V206H224V198L223 197H225V196H227V194L229 195V193H230V190L232 191L231 192V194H235V196H234V198H233V200L235 201V199L237 198V196L238 195H241L242 193H243V195H248V193L249 194H251V195H248V196H250L251 197V200H249L250 202H252V201H255V202H252V203H254V205L252 204V203H250V202H243V203H241L242 202V200L241 199H238V201H237V199H236V201L237 202H239L240 204H244L243 206L242 205H239V206H241V209H243V207H244V210L243 211H245V213H246V218H245V224L243 223V225L241 226V227H236V225H234L233 226V228H232V231H234V230H236L237 228H238V230H240L241 228H242V230H240L239 232H238V230H237V233H238V236H239V234H241V236L242 237H244V238H248L250 235H248V233H249V230H246L247 229V227H248V224H247V221L248 220H250V217H251V219L253 220V223L255 222V220H256V222H255V226L254 227H252L251 229H252V231H250V233H252V235L253 234H255L256 235V233L255 232H259L260 230H259V228H261L262 229V227H264V215H261V213H257V216L259 217V219L257 218V216H255V214H252V213H254V211H255V209L257 208V209H259L260 211H262V210H264V205H263V197H264V157H263V155H264V150L263 149H261L262 151H260V148H264V130H263V128H264ZM47 126L49 127V128H51V129H49V128H47ZM123 126V127H122ZM128 126V127H127ZM140 128H139V127ZM144 126V127H143ZM146 126V127H145ZM153 127H154V124L152 125ZM152 126H149V127H151L152 128ZM205 127V129H204V127ZM211 126V127H210ZM260 126V127H259ZM263 126V127H262ZM10 127V128H9ZM45 127H46V129H45ZM122 127V128H121ZM134 127H137L138 129H135ZM148 127V129H150ZM200 127H203V128H200ZM212 128V129H210V128ZM22 128V129H21ZM28 128H30V130H28ZM127 128V129H126ZM134 129V131H133V136L134 135H136L137 137H138V135H139V139H136V141H135V143H138V142H140L139 143V145H137V144H135V146L133 145L132 146V144H133V142H132V140H130L131 139V137L129 136V134H128V137H130L128 140L130 141L128 144L126 143V138H128V137H126V136H123V134L124 133H122V131L123 130H128L129 131V129ZM181 128H182V130H184L183 132H182V130H181ZM188 128L190 129L189 131L190 132H188ZM250 128V129H249ZM35 129V130H34ZM36 129H37V135L35 136L34 134H33V136H31L30 134H29V131L30 132H36ZM41 131H40V130ZM48 129H49V131H50V133H49V135L47 134L49 131H48ZM145 129H143V130H145ZM147 129V130H148ZM153 129V128H152ZM179 129L181 130V132H182V134L180 133V131H179ZM193 129V130H192ZM197 129V130H196ZM200 129V130H199ZM247 129V130H246ZM262 129V130H261ZM46 130V131H45ZM151 130V129H150ZM187 130V131H186ZM196 130V131H195ZM205 130V131H204ZM210 132H209V131ZM215 130V131H214ZM227 130H229V129H227ZM132 131H131V133H132ZM200 131H201V133H200ZM208 131V132H207ZM259 131V132H258ZM23 132V133H22ZM34 132V133H35ZM41 132V133H40ZM47 132V133H46ZM59 132V133H58ZM150 132V131H149ZM192 132V133H191ZM204 132V133H203ZM206 132V133H205ZM243 132V133H242ZM254 132V133H253ZM261 132V133H260ZM45 133H46V135H45ZM122 134V136H121V134ZM137 133V134H136ZM218 133V134H217ZM245 133V134H244ZM246 133H247V135L248 136H244V135H246ZM259 133V134H258ZM15 134V135H14ZM107 134V135H108ZM151 134H153V132L151 133ZM208 134H209V136H208ZM212 134V135H211ZM240 134V135H239ZM5 135L7 136V133H5ZM42 135H43V137H42ZM45 135V136H44ZM117 135H118V137L119 136H121V137H119V139L121 138L122 139V137H126L125 139L123 138L122 140H119L118 138H116L117 137ZM125 135V134H124ZM239 135V137H237ZM6 136H5V138H6ZM47 136H48V138H47ZM204 136H205V138H204ZM251 136H252V138H251ZM8 137V136H7ZM33 137V138H32ZM36 137V138H35ZM136 137V138H137ZM210 137V138H209ZM246 137V138H245ZM248 137V138H247ZM53 139V137L51 136L49 139ZM97 138V139H96ZM112 138H114V139H112ZM115 138H116V140L118 141H122L121 143L123 144H121L122 146H123V148L121 149H119V147L121 146H118V150H117V146L115 147V145H116V143H115ZM153 137L151 136V137H149V139H152ZM203 138V139H202ZM207 138V140L208 141H206V140H204V139H206ZM235 138V139H234ZM24 139V140H23ZM82 139H84L83 140V143H84V141L87 139V137L85 136V134H82ZM244 139V140H243ZM248 139V140H247ZM251 139L252 140H254V141H251ZM7 140H9V139H7ZM37 140V141H36ZM110 140V141H109ZM123 140H124V142H123ZM127 140V141H128ZM233 140H234V142H233ZM260 140V141H259ZM50 140H48L47 142H49ZM116 141V142H117ZM150 141V140H149ZM241 141H242V143H241ZM245 141H247V144H249V145H246V143H245ZM252 143H251V142ZM39 142V143H38ZM81 142H82V140H81ZM81 142H79V141H77L76 142V147H77V149L78 150H81V148L83 147V143H81ZM92 142V141H91ZM105 142V143H104ZM114 142V143H113ZM240 142V143H239ZM249 142V143H248ZM25 143V144H24ZM81 143V144H80ZM124 143H126V145H129V144H131V145H129V146H131V147H129V146H127V147H129L127 150L125 149L126 148V146H124ZM147 143V144H146ZM152 143V142H151ZM235 143V144H234ZM260 143V144H259ZM86 143H84V145H85ZM106 144V145H105ZM114 145V146H111V145ZM120 144V142H118V145ZM241 145V148H240V145ZM257 144H259V145H257ZM82 145V146H81ZM87 145V144H86ZM102 145H104V146H102ZM109 145V146H108ZM245 145V146H244ZM251 145V146H250ZM257 145V146H256ZM56 146V147H55ZM62 146L64 147L65 145L64 144H62ZM250 146V147H249ZM253 146V147H252ZM259 146V147H258ZM261 146V147H260ZM34 147V148H33ZM81 147V148H80ZM133 147H135V148H133ZM245 147H249V148H254V150L255 149H258V150H255L256 152H255V157H256V163H255V165H254V167L253 166H251V167H249L248 168V166L249 165H247V164H249V163H247V162H245V161H241L242 159H243V156H244V150H245ZM257 147V148H256ZM32 148H33V150H32ZM116 148V149H115ZM237 148V149H236ZM239 148H240V150H239ZM114 149H115V151L117 152L116 154H115V151H114ZM148 149H150V148H148ZM243 151H242V150ZM22 150V151H21ZM30 150V151H29ZM125 150V151H124ZM200 150H202V152L200 151ZM34 152V153H30V152ZM41 151V153L40 154H38L37 152H40ZM52 151H54V153H52ZM149 151V150H148ZM206 151V152H205ZM233 151L235 152V155H233L234 153H233ZM242 152L241 154V156H240V153H238V152ZM178 152V151H177ZM181 153L182 152H185V151H183V150H181L180 151ZM262 152H263V155H262ZM17 153H19V154H17ZM24 153V154H23ZM27 153H30L28 156L26 155ZM122 153H121V156L119 157V159L123 156L122 155ZM202 153V154H201ZM208 153V152H207ZM206 153V154H207ZM223 155H221V154ZM236 153H238V154H236ZM260 153V154H259ZM36 154V155H35ZM65 156H67V155H69V156H72V158H73V154H74V152H73V150H71V149H68L66 152H65ZM92 153L90 152V154L89 155H91ZM115 154V155H114ZM201 154V155H200ZM14 155H15V157H14ZM52 155H55V157H54V160H56L57 162H58V165H57V167H56V170L55 171H53V170H51V168H48V167H42V165H41V162L44 160H46L47 159V157L48 156H52ZM182 155L183 156H186V152L185 153H182ZM177 156V157H176ZM218 158V160L216 159V157ZM221 156V158H219ZM232 156V157H231ZM234 156V157H233ZM237 156H240V157H237ZM14 157V158H13ZM31 157V158H30ZM33 157L35 158V157H37V160L36 161H32L33 160ZM115 157V158H116ZM199 157H200V160H199ZM214 157V158H213ZM225 157H229L228 159L227 158H225ZM13 158V159H12ZM28 158H30V164H29V166H27V163H26V160L28 159ZM241 158V159H240ZM244 158H245V156H244ZM12 159V160H11ZM39 159V160H38ZM178 159V160H177ZM217 161H216V160ZM221 159V161H220V163H219V160ZM236 159V160H235ZM246 159V158H245ZM263 159V160H262ZM14 160H16V161H14ZM116 160V159H115ZM179 160H181V161H179ZM227 160V161H226ZM231 160V161H230ZM244 160V159H243ZM19 161H20V164H19ZM138 161H140V159L138 160ZM171 161V162H170ZM225 161V162H224ZM234 161H236V162H234ZM40 162V163H39ZM215 162H217V165L215 164ZM239 162H243V163H239ZM34 163H39V166H38V164H37V166H34ZM224 163V164H223ZM227 163V164H226ZM230 163H233V165L231 164V165H229ZM234 163H235V165H239V169H241L242 171H240V170H238L239 172L237 173L236 172V169H235V173H237L238 175L236 176V174L235 173H233L232 175L235 177L234 179V181L233 182H235L237 185H233L232 184V187H233V189L235 188V186H237L236 187V189H238L237 190V193H234L235 192V189L233 190L232 189V187H229L231 184H229L228 182L229 181H227V183H226V178H227V176H226V178H225V176H224V173L228 170V172H229V170L230 171H232L233 169V167L235 168L236 166L234 165ZM238 163V164H237ZM13 164H14V166H13ZM35 164V165H36ZM166 164H167V162H166ZM185 164V165H184ZM223 164V165H222ZM176 165V166H175ZM180 165V166H179ZM182 165H184V166H182ZM240 165H242V167H243V165H246V167L248 168V169H250V170H248L245 166L243 167V168H241V166ZM60 166V167H59ZM90 166V168H88V167ZM166 166L170 169V171H169V169L168 168H166ZM179 166V167H178ZM230 166V168H228ZM232 166V167H231ZM11 167H13L12 168V170L13 169H16V171L18 172V173H16L18 176L17 177H19L18 179H20V181L22 182L21 183V185L23 186H21V188H20V186H18V185H16V184H13V183H10V177H11V175H12V170H11ZM29 167V168H28ZM111 167H112V169H111ZM180 169H178V168ZM185 167H186V169H185ZM66 168V172L68 173V174H71V175H69V177L66 175V176H62L61 174H60V172H61V170H64ZM86 168V169H85ZM101 168V169H100ZM175 168H176V170H175ZM223 168H226V169H224V170H222L223 171V173H222V171H221V169H223ZM244 168L246 169V171H247V173H245L246 171L244 170ZM106 171L107 170V172H105V173H107L108 174V176H111V178L109 177V178H106V177H108V176H106L107 174H104V171ZM185 169V170H184ZM220 169V170H219ZM238 169V168H237ZM251 169L253 170H255L254 172H255V175H253L254 173H253V171H251ZM258 169V170H257ZM263 169V170H262ZM92 170V169H91ZM172 170V171H171ZM184 170V171H183ZM244 170V171H243ZM35 171V172H34ZM102 171V172H101ZM118 171V172H117ZM156 171V170H155ZM154 171V172H155ZM182 171V172H181ZM210 171V172H209ZM220 171H221V173H220ZM225 171V172H224ZM45 172V176H42L41 174L42 173H44ZM56 172V173H55ZM81 173V176L79 175L80 173ZM109 172H111L112 174L113 173H115V175L113 176L112 174H110ZM228 172H226V174H229ZM232 172H234V170L232 171ZM242 172V173H241ZM244 172V173H243ZM248 172H252V175L250 174V173H248ZM77 173H79V174H77ZM88 173V174H87ZM103 173V174H102ZM164 173H163V175H164ZM167 173V174H166ZM176 173V174H175ZM184 173V174H183ZM259 173L260 174H262L261 176L263 177V178H261V176L259 175ZM28 174H29V176H28ZM193 174L191 175V176H193ZM203 174V175H202ZM243 174H245V177H247V178H245L244 177V175ZM246 174H247V176H246ZM250 174V176L252 177V179H256V180H254V181H252L251 180V178H249L248 177V175ZM256 174H258V175H256ZM77 175V176H76ZM86 177H85V176ZM88 175V176H87ZM103 175H105L106 177H104ZM123 175V176H122ZM134 175V174H133ZM158 175V176H157ZM209 175H214L213 177H215V179L211 176V178H212V180H211V178H210V180L212 181H208L209 180V178H208V176ZM221 175V176H220ZM230 175V174H229ZM228 175V176H229ZM124 176L126 177V178H124ZM128 176H129V179H128ZM141 176V177H140ZM167 176V177H168ZM217 176H219V177H217ZM222 176H224V177H222ZM231 176V175H230ZM229 176V177H230ZM261 178V182H259V177ZM50 177V178H49ZM62 177V178H61ZM112 177H113V179H112ZM121 177V178H120ZM186 177V176H185ZM210 177V176H209ZM232 177V176H231ZM254 177V178H253ZM71 178V179H70ZM87 178V179H86ZM118 180H117V179ZM124 178V179H123ZM130 178H132V179H130ZM163 179V182H162V179ZM187 178H188V176H187ZM202 178H204V179H202ZM206 178H208V179H206ZM223 178V179H222ZM233 178V177H232ZM232 178H230L231 179V181L230 182H232ZM248 178H249V180H250V182L252 181L253 182V185H251L252 184V182L251 183H248L249 182V180H248ZM49 179V180H48ZM51 179V180H50ZM74 179V180H73ZM82 179V180H81ZM128 179V180H127ZM157 179V180H156ZM202 181H201V180ZM213 179H214V181H213ZM225 179V180H224ZM229 178L227 179V180H230ZM54 182H53V181ZM89 180H91V177H90V179ZM137 180H139L138 182L139 183H137ZM127 181H129V182H127ZM134 181V182H133ZM206 181V183H211L212 184V186H213V188H212V191L211 190H209V189H211L210 188V184H208L209 185V187H208V185L207 184H204V182ZM208 181V182H207ZM222 181H223V183H222ZM237 181V182H236ZM256 181V182H255ZM263 181V182H262ZM50 182H52L53 184L52 185H54V187L56 188V191L59 193V194H66L67 195V198L70 200V199H72L71 200V207H72V210L74 209V211H76V208L77 209H79V208H82L83 209V211L80 213V212H75V214H73L74 213V211H72V210H70V212H73V213H68L69 212V210H68V212L65 210L64 211V209H62L61 207H62V205L60 204V203H57V202H55L56 200H54L52 197H49L50 195H48V192H46V191H48V189H49V183ZM115 183H117V182H115ZM127 183V184H126ZM135 183V184H134ZM213 183H215L216 185H220V184H223V185H221V186H219L218 185V187L217 186H214L213 185ZM225 183V184H224ZM234 183V184H235ZM51 184V183H50ZM132 184H134L135 186H136V188H135V186H132ZM138 184V185H137ZM229 184V185H228ZM251 186H250V185ZM263 184V185H262ZM8 185V186H7ZM48 186L47 188L45 187V186ZM80 185V186H79ZM129 185V186H128ZM208 187H206V186ZM256 185V186H255ZM258 185V186H257ZM59 186V187H58ZM226 186V187H225ZM249 186V187H248ZM40 187V188H39ZM133 187V188H132ZM139 188V190H138V188ZM164 187L166 188V189H164ZM228 187V188H227ZM248 187V188H247ZM255 187H257V188H255ZM263 187V188H262ZM38 188V189H37ZM65 188V189H64ZM231 188V189H230ZM255 188V189H254ZM135 191H134V190ZM136 189H137V191H136ZM162 189V190H161ZM247 189V190H246ZM248 189H249V191H248ZM259 189V190H258ZM2 189L0 188V192H2L1 191ZM35 190L37 191V190H39V191H37V192H35ZM65 190H67V191H65ZM117 190V191H116ZM132 190H133V192H132ZM165 192H164V191ZM199 192H198V191ZM222 190V191H221ZM246 190V192H248V193H245V192H242L241 193V191H245ZM34 191V192H33ZM45 191V192H44ZM114 191H116V192H114ZM125 191V192H124ZM155 191V192H154ZM156 191H158V192H156ZM161 191V192H160ZM167 191V192H166ZM259 191V192H258ZM262 191V192H261ZM43 192V193H42ZM90 192V193H89ZM119 192H121V193H119ZM162 192H164L163 194H164V196L166 197V199H164L165 197L163 196V194H162ZM187 192V193H186ZM35 193V194H34ZM107 193V194H106ZM130 193V194H129ZM133 193V194H132ZM156 193H159L158 195L156 194ZM224 193H227L226 195H224ZM245 193V194H244ZM255 195V193H256V197L257 196H261L260 198H261V201L259 202L260 204H261V206L259 205V203H257L259 200L258 199H256V197L253 195V194ZM201 194V195H200ZM237 194V195H236ZM115 195V196H114ZM121 195V196H120ZM163 197H162V196ZM224 195V196H223ZM243 195H242V197H243ZM133 196V197H132ZM158 196H161L160 198L158 197ZM193 196V197H192ZM223 196V197H222ZM102 197H100V198H102ZM110 197V198H109ZM116 197V198H115ZM180 197V196H179ZM239 197H241V196H239ZM252 197H254L255 198V200L254 199H252ZM89 198H91L90 196H89ZM133 198V199H132ZM200 198H202V197H200ZM263 198V199H262ZM32 199H33V201H32ZM119 199V200H118ZM29 200H31V202H29ZM42 200V201H41ZM124 200V201H125ZM174 200V201H173ZM194 200H195V198H194ZM233 200L231 201V205H230V208L232 209L231 211H233V205L235 204H233ZM258 200V201H257ZM75 201H77V202H75ZM121 201V202H120ZM132 201V202H131ZM161 201V202H160ZM189 201H191V202H189ZM197 201V200H196ZM53 202H55V203H53ZM134 202V203H133ZM39 203H43V205L44 204H46V206H47V208H48V211H47V213H45L44 211H42V212H40L43 208L41 207V206H39V207H37V206H35V205H37V204H39ZM57 203V204H56ZM80 203H82V205L80 204ZM159 204H160V206L161 207H159ZM191 204V205H190ZM211 204H212V202L210 201V200H207V201H205V203H204V207H203V209H202V213L205 211V210H209L210 208H211ZM256 204H258V205H256ZM33 205V206H32ZM61 205V206H60ZM77 205V206H76ZM84 205V206H83ZM99 205V207L100 208H97V206ZM32 206V207H31ZM35 206V208H33ZM52 206H54L55 208H52ZM85 206H87L86 208H85ZM96 207V210H95V208L94 207ZM149 206V207H148ZM259 208H258V207ZM192 207V209H190ZM234 207H235V205H234ZM36 208H39V209H41V210H39L38 209V212H37V209ZM160 209V211H159V209ZM31 209H33L32 211L34 212L35 211V213H34V221L36 222L35 224L37 225V223H38V221H36V219L38 220L39 218H40V216L42 217V215H44L45 216V219L47 220L46 222H45V220H43L41 223L43 224V222H45V223H47V222H49V220H52V221H54V222H49V225H47V224H45L46 226H43L40 222L38 223V225L37 226H35V224H34V226L33 227H36V228H38V233L40 232L41 234H37L36 232L37 231H35L36 230V228L35 229H32V230H34L35 232L33 233V234H35V236L36 235H38V236H36V238L34 239V237L32 236V238H30L31 237V235H33L32 234V230H31V227H32V225L31 226H29L28 224H26L27 222H25L26 220H28L29 218H27L28 217V215L26 214V212H28L29 210H31ZM97 209H100V210H97ZM218 209H219V207H218ZM246 209V210H245ZM254 209V211H252ZM62 210H63V213H62ZM148 210V211H147ZM57 213H56V212ZM78 211V210H77ZM95 211V212H94ZM157 211V212H156ZM156 212V213H155ZM179 212H180V209H179ZM249 212H250V214L252 215V216H250L249 217ZM38 213H41L42 215H39ZM62 213V214H61ZM79 213V214H78ZM100 213V214H99ZM201 213V216H203V214ZM235 212H233V214H234ZM8 214V215H7ZM38 214V215H37ZM74 215L75 216V218L76 217H78V216H80V214L81 215H85V219L84 220H75L74 218H73V221H72V218L71 217H74V216H70V218H71V222L73 223H75V225L73 224L72 225V223L71 224H69L70 222L68 221V220H70V218L69 219H66L69 215ZM76 214H78L77 216H76ZM88 214V215H87ZM93 214V215H92ZM95 214H97V215H95ZM65 216V217H62V216ZM102 215V216H101ZM148 215H150V216H148ZM187 216H185L184 217V219H183V224L184 223H186V225L187 226H189L188 224H190V220H191V217H193V215H194V212H193V214H191V215H189V214H186ZM44 216H43V218H44ZM46 216H47V218L49 219H47L46 218ZM52 218H50V217ZM55 216V217H54ZM60 216V217H59ZM86 216H87V218H88V220H87V218H86ZM160 216V217H159ZM190 216V217H189ZM229 216H231L230 218H234V217H240V215H237L236 213L232 216V213H230L229 214ZM255 216V217H254ZM147 217H149L148 219H147ZM156 217V218H155ZM189 217V218H188ZM195 217V216H194ZM247 217H248V220H247ZM26 218V219H25ZM42 218V219H43ZM54 218H56L55 220H61V221H57V223H56V221L55 220H53ZM64 218V219H63ZM82 219L84 218V217H81ZM89 218H90V220H89ZM101 218H102V220H101ZM104 218V219H103ZM107 218V219H108ZM152 218V219H151ZM175 218V221L177 222V223H179L180 221H179V219H178V221H177V219H176V217L174 216L173 217V219ZM215 217L212 215V219H214ZM257 218V219H256ZM25 219V220H24ZM41 219V218H40ZM41 219V220H42ZM63 219V220H62ZM77 219V218H76ZM96 219V220H95ZM100 219V220H99ZM137 219V220H136ZM187 219V220H186ZM255 219V220H254ZM263 220V222H262V220ZM86 220V221H85ZM98 220H99V222H98ZM135 220H136V222L137 223H135ZM164 220V221H163ZM168 220V221H167ZM231 220H236V218L235 219H231ZM247 220V221H246ZM84 221V222H83ZM88 221V222H87ZM90 221V222H89ZM96 221V222H95ZM138 221L140 222V223H138ZM185 221V222H184ZM262 222V224H263V226H262V224H259L260 222ZM62 222V223H61ZM67 222H68V224H67ZM79 222V223H78ZM166 222V223H165ZM172 224L171 226H170V224ZM187 222H189V223H187ZM257 222H258V224H257ZM87 223V224H86ZM88 223H91L90 225L88 224ZM95 223V224H94ZM142 223V224H141ZM168 223V226L166 227V225L165 224H167ZM193 223L195 224V226L197 227L199 224H198V222L196 221V220H193ZM197 223V224H196ZM242 223V222H241ZM240 223V224H241ZM249 223V222H248ZM41 224V225H40ZM60 224V225H59ZM79 224V225H78ZM85 224V225H84ZM95 226H94V225ZM145 224V225H144ZM70 225V226H69ZM81 225H83V228H80L81 227ZM88 225H89V228H91V229H87V227H88ZM115 225V224H114ZM157 225V226H156ZM162 225H164V226H162ZM185 225V224H184ZM185 225V226H186ZM41 226V227H40ZM47 226H48V228H47ZM85 226H86V228H85ZM136 226V227H135ZM173 226V227H172ZM240 226V225H239ZM244 226V227H243ZM42 227L44 228H47L48 230H49V228L51 229V230H54V231H48L47 229L45 230V229H42ZM64 227V228H63ZM77 227H79V228H77ZM97 227V228H96ZM124 227V228H123ZM127 227L130 229H127ZM136 228V229H133V231H132V229L131 228ZM60 228H62V229H60ZM70 228H71V230H70ZM100 228H101V226H100ZM13 229H14V231H13ZM40 229V230H39ZM42 229V230H41ZM56 229V230H55ZM65 229V230H64ZM77 229H79V230H77ZM80 229H85V230H83V232L80 230ZM10 230H12L13 231V233H11L12 231H10ZM60 230V231H59ZM64 232H63V231ZM87 230V231H86ZM135 230V231H134ZM177 230V231H176ZM195 230V231H194ZM257 230V231H256ZM44 231H47V232H45L46 234H47V236L45 235V233H43L42 234V232H44ZM66 231V232H65ZM86 231V232H85ZM129 231H131L130 232V234L128 235V233H129ZM242 231H243V233H242ZM255 231V232H254ZM54 232V233H53ZM132 232H134V233H132ZM136 232V233H135ZM257 232V235L259 234L260 236V239H259V237H258V241H263V240H261V238L263 239V237H264V230L261 232V233H258ZM17 233V234H16ZM49 233H52V234H49ZM62 233H64V234H62ZM81 233V234H80ZM83 233H85V234H83ZM153 233V239H154V241L155 242H157L160 238H161V236L159 235V234H157V233H155V232H152ZM166 233V234H165ZM174 233H177V234H179L178 236V238H179V240H177V242H176V238L172 235V234H174ZM245 233L247 234V236L245 235ZM249 233V234H250ZM76 234V236H74ZM79 236H78V235ZM170 234V235H169ZM227 233H225L224 234V236L226 235ZM229 234V233H228ZM243 234V235H242ZM43 235V236H42ZM63 235V236H62ZM71 236V238H69L70 236ZM82 235V236H81ZM262 235V236H261ZM45 236V237H44ZM64 236H66L65 238H67L68 237V240L67 239H64ZM88 236V237H87ZM160 236V237H159ZM170 237V239H169V237ZM173 236V237H172ZM16 237V238H15ZM38 237V238H37ZM44 237V238H43ZM123 237H126V242H125V240H124V238ZM181 237V238H180ZM73 238V239H72ZM82 238V239H81ZM18 239H21V240H18ZM40 239V241L42 242L41 244H38L37 243V241ZM79 239V240H78ZM226 239H229V237H227ZM34 240H37V241H34ZM124 240V241H123ZM197 242H196V241ZM15 241V242H14ZM54 241H56V243L54 242ZM76 241V242H75ZM179 241H181L180 242V244H179ZM11 242H13L12 244H11ZM19 242V243H18ZM24 242V244H25V246H22L21 245V243H23ZM36 242V244L37 245H34V243ZM69 244H68V243ZM138 242V243H137ZM192 242V243H191ZM15 243H17V244H15ZM50 243V244H49ZM59 243V244H58ZM121 243H123V244H121ZM134 245H133V244ZM137 243V244H136ZM162 243V242H161ZM195 243V244H194ZM196 243H197V245H196ZM203 243V244H202ZM228 241H226V242H222L221 244H223V245H221V247H226L227 246V248H225V250H227L228 249ZM257 242H255V244H251V245H255L254 247L252 246V249H254V250H252L251 249V247H249V249L246 247V248H243L244 250L241 252V250L238 252L237 251V254H236V252H234L235 254L233 255V256H235V258L232 256V252L230 253L229 251H227V253H228V257H231V258H227V256L225 255L223 258H222V256H220V255H218L217 256V259H216V262H217V264L219 263H226V262H228L229 263V261H232V263L230 262L229 264H238V262H239V264H252L251 262H252V260H254L255 261V263H257L256 261L257 260H259L258 261V263L257 264H264V252L262 253V251H264L263 250V247L261 246V245H259L258 243L256 244ZM2 244V245H1ZM6 244V245H5ZM44 244V245H43ZM45 244H47V245H45ZM49 244V245H48ZM70 244H72V245H70ZM164 244L162 245V247H164V248H166L165 246H164ZM194 244V245H193ZM10 245H11V249L9 248L10 247ZM13 245H15V247L13 248L12 246ZM59 245V246H58ZM60 245L63 247V249H65V250H61V248L62 247H60ZM133 245V246H132ZM204 247H203V246ZM226 245V246H225ZM250 245V246H251ZM258 247H257V246ZM19 246V247H18ZM22 246V247H21ZM64 246H65V248H64ZM92 246V245H91ZM132 246V247H131ZM37 247V248H36ZM41 247H43V248H46L47 249V253L48 252H50V254L51 255H49L48 257L50 258L51 257V259H49L48 257V261L47 260H45V258H42L43 256L42 255H40V253H39V257L37 258L36 257V255H38L37 253V251L41 248ZM179 247H180V249H179ZM192 247V248H191ZM195 247V248H194ZM257 247V248H256ZM260 247V248H259ZM2 248V249H1ZM6 248V250H7V248L9 249V250H12L11 252L12 253H18L19 255H20V258L19 259H17L16 258V260H20V261H18V262H16V260H15V258L14 257H16L15 255H17V254H15L13 257L11 256V255H6V253L5 252H3V251H6V250H3V249H5ZM173 248H175V250H178L177 251V253L179 252V254L177 255V253H175L176 251L173 249ZM255 248L258 250V249H260L259 251H257V250H255ZM22 251H21V250ZM37 249V250H36ZM68 249V250H67ZM144 249H145V251H144ZM194 249H196V251L197 250H199L200 252H197L196 254H195V252H194ZM19 250H20V252L21 253H19ZM30 250V252L28 253V251ZM59 250V251H58ZM159 251H160V248L158 249ZM174 250V251H173ZM245 250H246V252H248L249 253V255L245 252ZM262 250V251H261ZM25 251V252H24ZM36 251V252H35ZM56 253H55V252ZM63 251H67L69 254H71L72 252H73V257L71 258V255H70V257H68L69 256V254L68 253H66V252H63ZM92 251H94V252H92ZM158 251V252H159ZM182 251V252H181ZM256 251V252H255ZM27 252V253H26ZM57 252H58V254H57ZM63 252V253H62ZM136 252V253H135ZM140 252H142V253H140ZM194 252V253H193ZM207 252V253H206ZM23 253H24V255H23ZM33 253V254H32ZM54 253V254H53ZM87 253V254H86ZM185 253V254H184ZM198 253H200V254H198ZM210 255H209V254ZM239 253V254H238ZM253 253V254H252ZM22 254V255H21ZM30 254V255H29ZM145 254V255H144ZM204 254V255H203ZM251 254V255H250ZM259 254H261V255H263L262 257H261V255H259ZM27 255L29 256V257H27ZM36 257H34V256ZM52 255H54V256H52ZM65 255H67V256H65ZM140 255H142V256H140ZM153 255H155L157 258H155V264H161V261H160V259L158 258L159 257V255H157V254H155V253H153ZM197 255V256H196ZM198 255H200L201 257H199V261H195V260H197L198 258H195V256L196 257H198ZM208 256L207 258H206V256ZM241 256V257H239L240 258V260H239V258H237L236 256ZM246 255L248 256V257H246ZM261 257V259L263 260H261L260 259V257ZM24 256H25V258H24ZM32 256H33V259H32ZM79 257V258H76V257ZM144 256V257H143ZM252 256V257H251ZM253 256H255L254 258H253ZM257 256H258V258H257ZM54 257V258H53ZM63 257H64V259H63ZM226 257V258H225ZM22 258H23V260H22ZM30 258V259H29ZM46 258V259H47ZM146 258V259H145ZM174 258V259H173ZM203 258H206V260L205 259H203ZM225 258V259H224ZM255 258H257V260H255ZM28 259V260H27ZM32 259V260H31ZM35 259V260H34ZM38 259H40V261H43V262H45V263H43V262H40ZM60 259H59V261L58 262H60ZM63 259V260H62ZM79 259H81V260H79ZM85 259V260H84ZM133 259H134V261H133ZM158 259V261H156ZM176 260V261H173V260ZM222 259V260H221ZM232 259V260H231ZM245 259H248L247 260V262L245 263ZM250 259H251V261H250ZM27 260V261H26ZM45 260V261H44ZM87 260L89 261V257H87ZM139 260V261H138ZM143 260H144V262H143ZM202 260V261H201ZM204 260H205V262H204ZM225 260V261H224ZM229 260V261H228ZM236 260V261H235ZM245 260V261H244ZM49 261H50V263H49ZM51 261H53V263L51 262ZM56 261V262H57ZM66 261H69V260H65V263L64 264H67V263H69L70 264V261L69 262H66ZM137 261V262H136ZM202 263H201V262ZM235 261V263H233ZM242 261V263H240ZM254 261H253V264H255L254 263ZM15 262V263H14ZM72 262V261H71ZM73 262V264H75ZM78 262V263H77ZM95 262H97V261H94V262H92V264H98V263H95ZM135 262V263H134ZM149 262V263H148ZM157 262V263H156ZM170 262V263H171ZM190 262V263H189ZM194 262V263H193ZM204 262V263H203ZM215 262V263H216ZM250 262V263H249ZM86 263H87V261H86ZM85 263V264H86ZM228 263H226V264H228Z\"/></svg>", "mask_w": 264, "mask_h": 264}, {"label": "clouds", "instance_id": "obj_3", "mask_svg": "<svg viewBox=\"0 0 264 264\" xmlns=\"http://www.w3.org/2000/svg\"><path fill=\"white\" fill-rule=\"evenodd\" d=\"M96 8L105 28L121 18L133 22L143 14L141 0H96Z\"/></svg>", "mask_w": 264, "mask_h": 264}, {"label": "flooded vegetation", "instance_id": "obj_4", "mask_svg": "<svg viewBox=\"0 0 264 264\" xmlns=\"http://www.w3.org/2000/svg\"><path fill=\"white\" fill-rule=\"evenodd\" d=\"M87 112V110H85V111H82V113L81 112H79V114H81V115H85V113ZM105 122V121H104ZM64 154V153H63ZM66 154H64L63 156H60L59 157V160H61L63 163H65V164H69L70 166H75L76 164L75 163H72V164H70V160L71 159H73L72 158V156H69V155H67V156H65ZM42 176H45V173H42L41 174ZM28 176H29V174H28ZM52 208H55L54 206H52Z\"/></svg>", "mask_w": 264, "mask_h": 264}]
</instances>
